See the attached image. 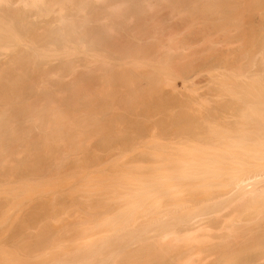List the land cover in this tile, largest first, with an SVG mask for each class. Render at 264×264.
<instances>
[{
    "label": "bare ground",
    "instance_id": "bare-ground-1",
    "mask_svg": "<svg viewBox=\"0 0 264 264\" xmlns=\"http://www.w3.org/2000/svg\"><path fill=\"white\" fill-rule=\"evenodd\" d=\"M246 1H247V4H246ZM242 2H243V0L242 1H240V0H0V60L2 58L1 56L4 57V60L2 59L3 61H0V184L4 183L3 185H5L8 182V181H6L7 179L9 181H13L12 179L10 180L8 178V177L11 178L12 176L14 178L15 175H12L13 173L14 174L16 173V176L18 177V178L16 177L17 179H19V176L17 175V173H20V179H21V177H22L21 173H23V172L29 173L30 172L33 175L36 174V175H34L35 177L33 175L32 176L34 178L38 179V181L32 177L27 180L28 176H26V173H25V177L24 176L23 177L26 178V181L22 180V183L20 182L19 184L21 186L25 185L26 187L27 186L30 187V185H33V186L34 185L35 186L40 185V187H41V185L43 184L42 182H44L45 179H46L45 181H47V179H49V181H50V178L55 176V175L54 176L52 175L53 173L56 174L55 178H52L55 180L56 179L59 180V178H61V177L64 178L67 174H69V176H71V175L76 176V173H78V171L80 173L82 171L83 173H81V174L84 175L85 174L84 172H86V171H83L82 168L85 170V164H86V167H88L87 163L90 162L91 164H89V165L91 167H95L97 165L95 167V168H97V173H99L98 170H100V172H102L101 174L99 173L98 175L96 173L97 176H95V174L93 173L94 178L99 177L98 180H99L100 184L105 185L104 187L96 186L97 189L103 188L102 190H98V192H95L97 190H95L93 192V190H91V188H87L88 190L90 189V191H87L86 187L84 188V186H83L82 188H84V189H83V192H81L83 194L80 193V190H79V192L76 190V194L77 193H80V194H77V196H75V195L72 196L73 199L71 197L69 202L72 203L75 199V202H73V203H75V205L79 206V205H84V202H85V204L87 203L86 204L87 206H84V208L81 206V208H83L85 210H79L81 208L77 209L80 211L79 214H81V211H82V213H86V214H82L83 216L86 215L85 217L87 219V222H86V219L84 218L86 223L81 224V225L78 224V226L79 225L80 226L75 227V226H77V224L75 225L76 222L72 221L70 219L74 223V227H71L72 224L71 225L69 224V226L66 224L67 226L65 229H63V227L61 229H59L57 227V229H59V230H62V229H63V231L65 230L68 235L71 232L72 233L75 232V234L76 233L78 234V237L80 239H82V238H84V239H82V241H79L78 240L79 238H78L77 239L78 241H75V243H74V241L71 240L75 244V245L73 244V246H72L73 248L71 247L72 242L68 248H66L64 246L65 245L64 243H66L68 240H66V242L59 240L62 243H58L55 245V244H53L52 240H54V239L56 240L57 238H54V237H53L54 239L49 238V237H52V235L55 236V234H53L49 229L48 230V231H50L49 233H52V235L50 236V234L46 230V227L48 229V226L45 227V225H47V224H45L44 225L45 228L41 227V228L45 229V231L44 230L41 231V233L38 235L39 237L36 236L38 238V240L40 238L39 244H41V245L45 244L46 245L48 243L47 245H48V247H50L49 242H51L53 245H55L56 248L52 245V247H54L55 249L53 248V251H51L49 249H52V247L48 248L47 245L46 246L44 245L45 247L42 246L41 250L42 249L45 250L48 248L47 251L49 250V252H47V253L45 251L41 252V253H45V254H43V256L40 259L41 253L39 251H36L39 248L37 247V249H36V247H35L36 244H34V242H35V240H37V238L34 237V240H33L34 242H31L34 244V246H32V247H34L33 250L36 249L35 252H37V254H38V252L40 253L39 258L37 256V260L39 259L38 261H40V260L41 261L33 263V264H49V263L50 264H108L107 262H109V259L110 260L114 259L116 256V253L118 254L117 255L118 257H124L126 254L123 255V253H128L126 258H121V259H123V261H124V259H127L128 262L132 261L135 263V260H137L138 258H141V256H140L141 254H144V252L146 255L148 254V251L145 250V247L147 248V246L149 245L151 248H154V246L152 247L150 245V244L154 243L152 245H155L157 248L160 244L162 245V243L166 241L163 238H165L168 234H169L168 238L169 237L171 238L173 236L172 238L174 239L175 237L173 234L178 233L177 235L183 236V234H186V233L190 234V231L194 232V230L196 231L198 229H199L198 232H200V228H202V227L204 228V229L202 228V231H204L206 227H207L206 230L208 231L209 226H207L205 223L208 222V225H209V221L212 218H214V217H211V219H210L209 218L210 215H208V212L211 211L210 212V214H211L212 212H214V211H212V210H214L213 208L215 206L219 207V205H221V206L227 205L229 208H231V206H232V208L228 212H230V214L234 218L233 219L231 215H228L230 218L225 216V214L227 213V206H226V209L224 208L226 211L225 214L223 212L224 215L221 213L222 211L220 212V210H217L218 208L216 207V209H215L216 214L213 213V214H215L214 216H220L219 220L225 221V223H220V224L221 225L223 224V226H224L225 224H227V222L229 223L231 221V220L228 221L229 219H233L234 221L232 220V223L236 224L237 226L239 225V226L237 227L236 225L234 226L233 224H229L232 227L229 226L228 224L225 225V227H226V228L224 227L225 231L223 230L221 232L222 234H219V235L217 234L218 237L222 236V239H223L225 237L224 232L227 231L226 230L227 227L228 228L231 227V228H233L232 232H231V234H233V237H232V235H231V237L233 238L232 240H234V238H236L234 236L236 234H238L236 232L237 228H240V230H241V228L243 229L244 227H246L250 223V221H252L251 225H255L254 223L258 222L259 226L257 225L258 227H255V226L252 227L249 225L253 229L250 228L249 226H247L246 228H244V231H241V233H239L240 235L238 234L239 237L237 235V237H238L237 240L240 239L242 232L245 233V229L246 230L248 229L249 232H250V229L252 231L257 230L256 231L257 233L253 232V236L251 235V237H253V239H251V241L249 240L251 237L248 238L247 236H248V234L250 236V233L252 231L250 233H248L246 231V234L243 233V235L248 239V241L246 239L245 242L241 243V241L245 240L244 238H243V240L241 239L240 242H237V244L240 243L241 245L237 246V244H236L238 249H237V247H235V249H234V247H231L234 245L233 241H231L233 243L231 245L228 244V242L226 243L225 241H223L222 243H224L223 244L224 246H222V243L217 242L221 238L219 237V239H218V237L214 234H213L214 235L213 236L211 234V233H213V231L210 233V231L214 228H211V230L208 231L209 233L207 231H205V232L201 231L202 233L198 234V232L196 231V233L198 235H201V236H202V234H203V236H205V234L207 236L208 235H210L211 237L213 236L212 239L210 236H208L207 240H206L207 236H205V237L202 236L203 238L201 236H199L202 239L198 237V242L201 244V245L199 244L200 247L205 246V244H207V242L211 240L207 245L211 244L209 246H211L210 248H212L211 251L213 253L210 252V248H208V246L206 247V248H208V249H206L208 254L206 251L204 252V250H203V252L201 251V252L197 253L199 248L195 252L198 255H200V253H203L202 255L205 256L204 255V253H205L206 255L213 257L210 254L214 255L215 248H217L215 253L218 250H220V252L222 251V255H226L223 258H220L218 255H220L221 253H219V251H218L217 256H218V259H220V260L216 259L217 258L216 257L214 261L212 260L213 263L216 260L218 262H220V261L222 262V259L224 261L226 259V261H227V262L225 261L226 263L223 261L222 264L223 263H225V264H227V263H229V264H263L264 263L263 262L264 261V167L257 168L258 167V165H257L256 166L257 169H254V170L250 167L252 169V171H251V169H249V166H251V165L248 164V165H246V167L249 169V171H248V170H245L246 167L243 166L244 172H241L242 175L239 173L240 172L239 170H237L239 172H237L235 170L236 175H237V173H239L241 175L240 176L238 174L239 177H238V175H237V177L235 175V179L237 178V180L234 179L235 183L234 182L231 183V180H230V183H231L230 186H227V185H229V183H228L225 185L226 189L224 187L223 188L221 187V186H224V185H222V183L226 178L225 175L228 172L227 171V169H229L228 166L231 165L232 163H234V164L243 163L245 156H247V158H246L247 163H248L249 158H250L249 162H251V163L254 162V164H255V161H252V160H255V159L264 160V16L253 14V12H252V10L257 9L260 6L261 0H244V3H245V5H247L246 6L247 8H244L245 6ZM241 6H243V8L245 10H247L246 14L248 16L247 15L246 16H247V21L249 24L248 29L250 31V33H249L250 37L249 36L247 37L250 40V41L248 40L250 47H249V49H248V47L246 49V51L249 50L248 52H250V54L248 55L249 59H250V61H249V64H250L249 65V72L250 73L247 75V72L245 73L244 72L245 70H243L244 74H243V72H242V74H240V77L244 76V75L248 76V79L250 77V79L247 80L249 82L245 81L246 83H244L241 80L236 79L235 75L237 74L239 77L238 71L241 67H239V69L236 72V70L233 67L236 66V68H237V65L233 66L232 64H235L236 62L238 63V61L233 59V58H235V56L229 57L230 55H227V53H226V51H228V47L230 50H232V48H233V47L230 48V46L236 47L235 43H233V42L232 43L234 45L229 44L230 41L233 39H231V36H229V35H231V33L228 34V32L232 31V29H230L231 27L236 28L235 27L236 25H238V28H236L238 30L237 33L239 32V27H240L239 24L241 25V22L243 20L238 19L236 17L239 16L240 13L242 14L241 10H244V9H242ZM236 8H238L241 12L238 14H235ZM237 12H239V11H237ZM241 17L242 16L240 15L239 18H241ZM41 21L44 25H42ZM239 21H241V22L238 24ZM242 24H243V22H242ZM233 25H235V26H233ZM241 29H244V28L241 27ZM238 35H236V32L232 33V37L238 36ZM219 37H220V39H219ZM223 38L226 39L227 42ZM227 39H229V42ZM222 40L225 41L223 43V46H221V48L222 47L223 48L222 49L219 48L217 50L218 44H220V42H222ZM235 40H237V39H235ZM228 44H229V46H226ZM242 45L243 44H241V46ZM225 46L227 47V49ZM241 49H242V47L240 48V51H239V53H241L240 56H239V53H237L238 58L242 57V55H243V52H241L242 51ZM236 51H237V48H236ZM236 51H235V53H236ZM231 52L234 53L233 50ZM229 53H230V51H228V54ZM235 53H234V55H236ZM225 55H227L228 57ZM243 56H245V54ZM226 58H229V59L232 58L230 60L228 59L229 62L235 60V63L232 62V64H231L233 67L232 66L229 67L228 64L225 65V63L227 61ZM54 59H56L57 61ZM52 60H54L57 63H53L54 65H51L50 63L54 62ZM221 60L224 63H222ZM219 65L228 66L227 70L229 72L227 71L228 72L227 74H229L231 72L230 76L232 75V72H233V70L230 71L231 69H234L236 72V73L233 72L234 77H233V75L231 76L233 78H231L229 76V78H230L229 80L227 77L228 75L226 76L223 73L222 74L225 77L223 78V76H220L222 81L218 80V77H217L218 75L212 76V78L217 77L219 84L215 81L216 80L215 78H214V83H217L223 90H226L228 92H230V90H231L230 93L234 92V94L232 93L233 95L230 94V97H232V101H233V102L229 101V103L231 102L230 103L231 105H229L228 103L225 102L226 104H228L230 106L231 110L229 109V111L232 112V113H230V115L233 114L234 116H229L230 118H228L227 115H224V117H227L228 120L226 118L223 119L224 117L222 118L221 117L222 115L221 116L219 115L220 113L215 112V111H218L217 109H219V111H220V108L215 107L217 105L213 106L212 108L210 107L211 108L210 110L209 109L207 110V108H205L207 111L203 110L204 113L202 111H201L202 114L196 113L197 115L201 114L200 116L198 115V121L199 122H200V119H202V118H203L202 120L206 119L204 121L205 123H203V126H202L201 123L203 121L201 120L200 124H198L199 123L198 121H197L198 123L196 121H193L196 119L191 120L192 118L195 117V116H193L194 114H191V112H192L191 110L189 113L188 109L183 107L184 109L187 110V112H186V110H184V113H181L179 116V117H181V115L183 114L182 118L179 119V117H178L177 120H175L173 122L178 127L175 124H174L175 126L174 125L173 126H174V128L175 127L179 128L178 130L175 128V130L178 131L177 133H179V134H177V136L180 134H188V135L191 134L190 136H188L189 137L188 138L189 145H193L195 147L194 143L196 142L195 144H196V146L198 145V147H197L198 149L196 147L195 148L198 151L194 147H190V149H192V148H193V150L195 149V151L197 153L194 152L196 154H193L192 156L189 155V157L187 156L188 154L193 153V151H189L190 150L188 147L189 145H185L184 142H183L184 147L182 146L183 143L181 142V140L184 139V138H182V137H184L182 135H180L181 137H179V136L176 137L174 135V137L178 138V141L176 140L178 143H182V145H181L182 147H180V148L188 147V148H185V149H188L187 150L188 153H187V151L183 152L184 149H180L179 148L180 145L175 143L176 141L173 142L171 140V142H173L174 145L175 146L177 145V146L175 147L172 145L173 150L167 149V151L168 150L169 151L165 152V154L166 153L167 154H166V156L164 155L165 156L164 157L163 156L164 153H162V152L166 150V147L171 146L169 144H173V143H171V142L169 144L164 143V145H168V146H165V147L163 146L164 149L163 150L161 149L162 151H160V149H159L160 145L158 143H157V145L159 147L157 145H156V148L154 147L156 142H155V144L153 143L154 145L150 144L147 147H146L147 144L145 145L144 143L140 142L141 145L144 144L143 145V146H145L144 148L149 149L148 151L146 149H145V151H143V150L141 151L140 154H142L144 157L142 156V158L140 160H142V159L144 160V159L148 158L147 160H144V161L148 162V165L150 164V162L156 164V165H153L151 163V165H153L152 167H151V165L149 167H147L146 166L147 164H146L145 165L146 168H144L145 167L144 164H142L140 161V163L142 164V167L144 166L143 167L144 169H142V171H144L145 173L133 171L135 169L132 170L130 166L129 167L132 171L128 172L127 170H129V168L128 169L124 168L125 166L126 167H128V166L123 165V160L120 163L121 159H119L120 161H117L118 159L115 160L116 157H114L115 162L117 161L119 166H120V164L122 166H124L123 167L124 170L127 171V172L125 171L126 174L127 173L131 174V172H133V174L135 175V172H136V178H138L140 175L142 176V179H141V176H140V179H141V181H144V182L137 183L138 188L140 187L138 185H142V187H140L139 189H136L135 183L133 180V179H135L134 175H132V176H134L133 179L130 178V176H131L130 174H128L130 176H125L124 172H122V170L119 169L122 166L118 167L117 163H115L113 161V157H112V160H111V158L109 160V157H108V161L105 160V158H107L106 156L110 153V151L114 152L112 150H109V147L113 146L112 143L114 142V140L115 141L117 140V142H118V141H121V140H118V138H123V140H124V138H125V140L127 138H129L128 140H126V141H129L130 138H132V141L137 143L136 141H138L140 138H138V140L136 138L138 136H141L143 134V132L145 131V130H142V127L144 126L145 123L144 124L142 123L143 126H141V123L139 124V123H137L138 121L135 122V120L133 121L132 119H131L132 122H135L134 124L136 125V128H135L136 130H133V131L131 130L129 132V130L126 131V128L125 129L122 128L121 124H119L120 126H118V123L125 122V121H123L124 118L122 117V114L124 113L123 111L126 110V108H127V112L125 111V115L127 113L128 117L131 116V118H132L133 115H131V114H133L132 113L133 109L137 108L136 107L137 103L141 102L140 103V105H141L142 102H144V104L141 105V106H144L146 101H148V102L152 101L153 102V100L158 99V101L155 100L157 102L155 104H158V103H160V104L164 103L165 104L166 99H163V95L161 96L159 94V92H161L160 90H164L165 88L167 89V87H170L171 91L174 90L173 93L175 95H171L172 97L170 95L166 96V98L168 96H170L172 102H174L173 100H175L176 98L179 101L183 99V98L179 99V97H176L179 94H181V92L180 93L178 92L180 90L182 91V89H180L181 85L184 89V93H185V90H189L188 93L193 91V93L191 92V94H194V97H193V95H191L192 98L191 97L190 98L195 99V98H197L196 94H198V93H196V89H195L196 87H193V85H192L191 87L193 89L188 88L190 85V84L188 85L187 84L188 82L186 81V77L188 75L183 77V76H181L182 73L184 75L186 73H188L189 69H190L189 67H191V66L194 69H196L195 71H199L202 68L207 70L208 68H211V67L212 68L214 67L213 69L215 70L216 69L215 66L219 67ZM239 66H241V65H239ZM206 67H208V68H206ZM223 67L221 69L218 68V70H223ZM225 68L226 67H224V70H225ZM229 68H231V69L229 70ZM242 68H244V67L242 66ZM191 69H190V71H194V69L193 70H191ZM211 69H209V71ZM213 69H212V71H213ZM195 71H194V73H195ZM216 71H217V69H216ZM214 73H215V71H214ZM224 73H226V72H224ZM69 74L73 75V76L71 78H69L70 77ZM218 74H221V73L219 72ZM175 75H177L178 77L181 76L183 79L185 78L184 79L185 80L184 83L186 82L185 85L183 83L180 85V87H178L177 86L178 82L175 81V80H177V78H176L177 76H175ZM174 78H176V79L174 80ZM188 78H189V76L187 77V79ZM241 78H244V77H241ZM241 78H239V79H241ZM179 79L177 81H179ZM244 79H247V78H244ZM163 82L165 83L166 87H165ZM173 82H175V83L173 84ZM181 82H183V81H181ZM209 82H210V86H211V81L209 80ZM161 83H163V84H161ZM168 84H171V85L167 86ZM244 84L247 85L249 90L247 89V87ZM235 87H236V90H237V87L239 90V91L237 90L238 92H236V93L234 91ZM160 88H163V89H160ZM176 88L178 89V91ZM242 88L247 89L246 91L248 93L245 92L244 89H242ZM194 89H195V91H194ZM168 90L169 89L166 90V94L169 92ZM171 91L169 92V94L172 93ZM164 92H165V90H164ZM164 92L162 91L161 93H164ZM175 92H178L179 94L176 95ZM238 93H239V95H238ZM166 94L164 93V95H166ZM183 95H182V97H183ZM185 95H187V93ZM235 95H236V98L237 97H238V99L240 98L239 99L240 102H239V100H237V101L233 100L235 98ZM156 96H157V98H155V99L152 98V97H156ZM179 96L181 97V95H179ZM170 97L167 98V100L170 99ZM202 97L203 96L201 95V98ZM151 98H152V100H150ZM189 99L187 98V103H185L186 101L184 100L185 106L188 104ZM197 100L198 101H196V102H201V103H203V105L205 103H207L205 100L201 101L200 98ZM234 101H236L237 103L239 102V104L237 105V103H235ZM152 102H151V104L153 105ZM169 102H168V105H169ZM189 102H190V100H189ZM191 102H193V101H191ZM233 103H235L234 104L235 106L233 105ZM160 104L158 106V108L159 107L160 108L157 110H161V107H164V104H163V106L162 105L160 106ZM129 105H131V106H129ZM132 105L133 106L135 105V107H133ZM137 105H139V104H137ZM165 105H166L165 106V108H166L167 104H165ZM194 105H196V104H194ZM200 105H198V106H200ZM208 105H210V104H208ZM236 105H237V107H236ZM120 106L122 107V110H123V111H121L123 113L122 114L120 113L121 118L119 115H117V113H115V112H118V110L115 108L117 107L120 109ZM141 106H140V108H141ZM145 106H147V105H145ZM204 106H206V105H204ZM204 106H202V109ZM130 107H132L133 109ZM150 107H148V108L150 109ZM156 107H157V105H156ZM156 107H154L153 109L156 110ZM181 107H182V105H181ZM186 107H188V106H186ZM190 107H188V108H190ZM214 107H215V109H214ZM231 107L232 108L236 107L235 108L236 110L232 109ZM112 108L114 109L115 112L114 111L112 112V110H113ZM143 108H144L143 110L145 113L149 112V114H150V112H151L152 115H153V113L155 114V112H152V111H154V110H152V108H151L152 111H147L148 110L147 108H146L147 110H145V107H143ZM168 108H169V106H168ZM172 108H175V107H172ZM177 108L179 109V107H177ZM227 108H229L227 105L224 106V109H227ZM135 109H134V111H135ZM171 109H169V110H171ZM212 109H214V110H212ZM120 110H119V112H120ZM232 110H235V111L233 112ZM129 111H130V114L128 113ZM141 111H140V113H141ZM178 111H180V110H178ZM144 112H143V115L147 116V114H144ZM157 112H159V111H157ZM196 112H198V111H196ZM136 113H138V115L140 114L139 112H136ZM136 113H134L135 117L137 116ZM166 113H167V111H166ZM193 113H195V112H193ZM228 113L229 112H227V114ZM115 114L117 116H119L120 119H123V120H120V122H118L117 124L114 122L117 120L119 121V119L115 118L116 117ZM168 114H170V113H168ZM168 114H166V115H168ZM173 114H174V112H173ZM187 114L192 116L191 119H190V116L187 117ZM215 114L219 115V116H217L218 117L217 119H216ZM224 114H226V113H224ZM113 115H115V116H113ZM140 115H142V113ZM175 115H177V114H175ZM184 115H186V116L184 117ZM123 116H124V114H123ZM112 117H114L117 120H115V119L113 120ZM149 117L150 116H148V118ZM154 117H155V115H154ZM169 117H172V112H171L170 116H167V120H165V122L170 119ZM137 118H136V120H138ZM151 118H152V116H151ZM214 118H215V120H214ZM231 118L234 119L233 123H232L233 126L228 124V122L229 123L232 122V121L230 122ZM127 119L128 118L126 117V120ZM143 119H141V120L143 121ZM162 119H164V118H162ZM173 119H176V118L174 117ZM209 119L210 120L212 119L213 121L212 120L207 121ZM221 119L223 121L226 120L227 124L222 123ZM151 120L152 119H150V121ZM217 120H219V121H217ZM128 121L130 122V119H128ZM161 121L163 122V120H161ZM216 121L220 124L214 125V123H216ZM169 122H170V120L167 123H169ZM208 122H210L211 125L213 124V126H215V127H212L210 125V123H208ZM212 122H214V123H212ZM146 123H148V122H146ZM153 123H155V122H153ZM127 124H129V123H127ZM137 124L139 126H137ZM156 124H158V123H156ZM156 124L155 125L152 124V125L156 126ZM162 124L164 125V123H161V126H162ZM170 124H172V123H170ZM170 124H168V126H170ZM114 125H117L116 127H118V128L115 129L116 127H114ZM152 125H150V126L153 127ZM207 125H209V126L207 127ZM220 125H222L224 127H220ZM225 125L226 126L228 125V127H226ZM150 126L148 128H150ZM165 126L166 125H164V128H165ZM229 126L233 127V129H231ZM119 127H120V129H119ZM131 127L134 128L135 126H131ZM157 127H158V125H157ZM121 128L123 131H121ZM221 128L224 130L225 129H227V130L222 132ZM228 129H231V130H228ZM173 130H171V131L173 132ZM162 131H164L163 128H162ZM227 131L230 134L232 133L231 135L234 134L236 144H234L233 147L235 146L234 149H236V151L231 150L230 148H232V147L229 148V145L231 144L230 146H232L233 143L228 144V140L226 139V137H225L226 140L222 139V138H224L223 133H225L227 135V137L229 136L228 139L230 140L231 136L228 135ZM153 132L156 133V131H153ZM153 132H151V133H153ZM167 132L168 131L163 132V133L166 134ZM163 133H161V134L159 133V134L162 135ZM165 134H164V136H165ZM148 135L150 137V134H148ZM171 135L169 136L170 138H171ZM193 135H196V136L194 137ZM93 136L94 137L96 136L97 138H99L98 140H99L100 144L96 143V147L98 146V150L100 147V152L102 149L109 150L108 151L109 153L107 152L108 154L106 156L105 155H103L104 157L102 156L104 158L103 159L104 162L102 161L103 164H101V162H100L101 161L100 156H99L100 158L98 161V159L97 160L95 159V157L98 158V156L91 154V157L95 156V157H92L91 159H95L97 161L95 165H94L93 160L85 159V156H87V155H85V153L87 154L88 151L85 152L83 149H84V147L87 149L89 148L88 146H86L87 145L86 142H88L89 140L88 141H86V140L89 138L92 139ZM142 136H141V138H145ZM166 136L168 138V135H166ZM87 137H89V138H87ZM94 137H93V139H94ZM133 137H135V138H133ZM174 137L172 136V139ZM185 137L186 138L184 139V141L185 140L187 141V136H185ZM191 137H193L195 139L197 137L198 140L201 139L199 137H203V139H205V141L202 139L203 142L201 143V141H199L200 142L199 143V142H197L198 140L196 141L195 139H193ZM205 137H210L211 138L210 141L208 138V140L206 142ZM134 139H136V141H134ZM169 139H168V141H169ZM221 139H222V141L225 140V144L227 143L226 145L228 146V148L230 150V151H228V148H226L228 152L231 153V151H234V154L232 153L233 155H231V157L234 156V157H232V159L233 158L236 159L234 162L231 163V160L228 159V156H230V154H228V156H226V154H227L226 151H224L225 155L223 154L224 152H222V155L220 154L221 150L219 149V147H222V148H223V146L226 147V145H222V144H224V142H222ZM95 140H96L95 142H98L97 139H95ZM123 140L121 142L122 144H117V145L122 146V145L128 144V143H126V141L124 144ZM192 141H194L193 144L190 143ZM211 141H213V142H211ZM210 142L214 146L218 147V149L220 150V151L217 150L219 152V154L218 153L212 154V152H213L212 150H210L209 152L206 151V153L203 151V150H206L205 148L208 149V148H210V146L211 147L213 146V145H210ZM115 143H113L114 146H115ZM207 143L210 146L202 148L203 147L202 145H204V146L208 145ZM88 144H89V146L92 145V143H91V145H90V143H88ZM129 144H130L129 146H131L132 142ZM140 144H138V146ZM186 144H188V143L186 142ZM199 144L202 147H199ZM152 145H153V147H151ZM220 145H222V146H220ZM133 146L135 147V145H133ZM161 146H162V143H161ZM149 147H151V148H149ZM137 148L138 147L136 146V150L138 151ZM144 148H142V149H144ZM153 148H155V150L159 149V150H156L157 154L155 152H154V154H152ZM174 148H177V149L179 148V149L176 150ZM139 149H141V148L139 147ZM150 149H151V153H149ZM210 149H212V148H210ZM79 150H80V152H79ZM81 150L84 151V154H81L82 153ZM132 150H135V148H133ZM155 150H153V151H155ZM179 150L182 152H180ZM53 151L57 152V155L55 153H53ZM77 151L81 155H83V156L85 155L84 161H82L83 156H81L82 160L80 158L81 162H79L80 163L79 168H81V166H83L80 169L81 171L79 169H77L78 165L73 160V159L79 160L78 155L75 154V152L78 154ZM158 151H160V152H158ZM177 151L180 153L179 157L177 156L178 154H176ZM214 151H216V149H214ZM96 152H97V150H96ZM105 152H103V150H102V153L105 154ZM173 152H175V153H173ZM51 153L55 154L56 156L52 155ZM144 153L146 155L148 153L151 154L152 155L151 157H153L155 155H158V156H156L157 159L154 157V160H150L149 159V158H151L150 155H147L145 158ZM161 153H162V155H160ZM182 153H184V154H182ZM185 153L187 155H185ZM49 154L51 157H47ZM72 154H75L76 157H78V158H76L75 155H72ZM97 154L99 155V153H97ZM111 154L113 155L114 153H111ZM111 154H109V156ZM70 155H72L71 156V157H73L72 159H70L71 158ZM183 155H185L187 158ZM68 157L71 161H73L72 163L70 162V165L71 164L77 165V167L76 166L73 167L74 170H76V169L78 170V171L76 170L77 172H75V171L73 172V170H72L73 168H70V170H71V172H70L69 168H68V167H70L69 165L66 168V165L68 164V162H66L67 164H65V161H68L67 160ZM87 157L90 158L89 153H88ZM140 157H141V155H140ZM181 157H182V159H181ZM251 157L253 158L252 160H251ZM227 159L230 161H228ZM78 160H76V162H78ZM148 160H150V161H148ZM155 160H156V162H155ZM157 160H158V163H157ZM105 161H106V163H105ZM109 161H111L110 164H113V162H114V167L109 166L111 171L113 168H115L113 171L118 170V171H115V173L117 172V174H118V172H119V174H120V170H121V172H122V174H120L121 178L119 177V179L121 181L119 179L116 180V177H118V176H116V174L114 172L110 173L111 172L110 171V172H108V174H107V172L106 173L104 172V171H106V168H104V167H107V170L109 169V167H108ZM82 162H83V164H81ZM92 162H93L94 166H92ZM257 162H256V164H257ZM97 163L99 165L101 164L100 166H102V165L103 166L102 167L99 166V169H98ZM124 163H125V161H124ZM127 163H129V162H126V164ZM140 163L138 162V165H140ZM245 163H243V165H245ZM104 164H105V166H104ZM132 164L134 165L135 162L134 163L132 162ZM254 164H252V165H254ZM115 165L118 168H116ZM237 165H239V164H237ZM64 166L69 171V172H66V175L64 174L66 169H65V171L64 170L62 171V168ZM90 166H89V168H90ZM111 166H113V165H111ZM139 167H141V165ZM232 167L234 168L236 166H233V164H232ZM232 167H230V168L232 169ZM238 167H241V165ZM243 167H241V168H243ZM241 168H238V169H241ZM253 168H255V167H253ZM245 171H248V172L245 173ZM60 172H62L61 174L63 176L60 175ZM87 172H88V170H87ZM231 172L233 173V170ZM72 173H74V174H72ZM140 173H142V174H140ZM138 174H140V175L138 176ZM229 174H231V173H229ZM23 175H24V173H23ZM29 175H31V174H29ZM37 175L38 176L41 175L43 180L42 179L40 180L41 177L39 176V178H38ZM44 175H49V176H47L48 178L45 176L46 178L44 179L43 178ZM232 175H234V174H232ZM69 176H67L68 177V179L66 178L67 180L66 179H64V180L68 181L69 178L71 180H72V178H74L72 176H71L72 178ZM78 176H81V175H77V177ZM124 176H125V180L123 179ZM224 176H225V178L223 180ZM91 177L93 178L92 175H91ZM94 178H93V180H94ZM80 179H81V177H80ZM89 179H90V177L88 178V180ZM126 179H128V180L131 179V181L130 180L128 181ZM140 179H138V180L136 179V182L137 181L140 182L139 181ZM213 179H215V180L220 179L223 181L218 180L220 182L219 183L218 181H213ZM73 180L75 181L74 183H76L77 179L76 180L73 179ZM84 180H87V179L85 178ZM123 180H124V183H123ZM51 181H53V180H51ZM60 181H62V180H60ZM126 181H127V183H125ZM48 182H46V183H48ZM62 182L59 184H62ZM84 182H86V181H84ZM128 182H130V183H128ZM225 182L226 181H224L223 184H225ZM70 183H71V181H70ZM72 183H73V181H72ZM78 183H79V180H78ZM90 183L91 184L95 183L98 185V182H93V183L90 182ZM49 184L50 183H48V185ZM83 184L85 185V183H83ZM95 184H94V186H95ZM10 185H14V183L13 184L9 183V184L5 185L6 186V187L4 186L5 188L2 187V188H4V191L0 187V192L1 193H2V191L4 192L3 196L5 197V199L8 200V205H10L9 203H11V201H13V202L16 201L15 200L16 198L18 200H22L21 198L23 197V193L26 192L25 196H27V195H30L29 193L27 194V192L32 193L33 191L38 190L37 189L38 187L35 188V186L34 187L32 186L33 188L31 187L32 189H34L33 191L31 190V188L29 190V187L28 188L23 187V189H21L22 187L20 185L17 188L19 190H14V189H12L13 187L9 188ZM55 185H56L55 187H57V184H55ZM106 185L107 186L112 185V187H113V185H116V186L119 185V187H121V185H124V187L122 186V188H125V185H128V187L126 186L127 188L125 190H122V188H121V192H120L119 187H115V189L118 188V191H116L117 189L115 190L114 187L109 188V187H106ZM145 185H148V186H145ZM151 185L152 186L155 185V188L156 189L159 188L158 189L159 191L161 189L160 192L158 191V193H160V195H158L156 193L157 191L155 192L156 189L152 190L153 188H151ZM156 185H160V187H157ZM162 185H164L165 187L162 188ZM166 185L169 187H166ZM130 186H132L134 188H132ZM49 187H51V186H49ZM55 187L53 186V188H55ZM98 187H100V188H98ZM227 187H229V188H227ZM44 188L45 187H43V189ZM61 188H62V186H61ZM106 188L108 190H111V191L114 190L117 193L111 195L114 191L107 193L108 190ZM15 189H16V187H15ZM26 189H28L29 191H26ZM48 189H50V188H48ZM51 189H52V187H51ZM55 189H57V188H55ZM62 189H64V188H62ZM41 191L42 190H40L39 193ZM45 191H47V189ZM68 191H69V189L61 192L63 197H65L64 192L68 193ZM99 191H101V192H99ZM168 191H169V193H171L170 196L174 195L175 198L170 199V197H169L168 199H170V200H167L170 202L169 204L172 205V207L170 208L171 209L170 210L171 216L168 215V213H169L168 211H169L170 206L168 208L166 207V209L164 208L165 210L168 209V211H166L168 213H165V210L161 211V212H164L163 215L161 216V217L164 216V220H162V221H165V220L167 221V219L169 220V221L163 223L161 221V219H163V218H160V216L156 217L158 212H160V210L157 211V214L155 215L156 212H154V210H156L157 207H155L156 209H154V206L156 205V204L154 205V203H157L160 199H162L161 197H163V195H166V192L168 194ZM185 192L187 193L186 198L189 197L188 199L183 197V196H185ZM37 193H38V191H37ZM70 193H72V192H70ZM74 193H75V191H74ZM106 193L108 195L110 194L113 197L107 196ZM199 193L202 194V196ZM69 194H67V195H69ZM103 194H105L106 196ZM195 194H198L199 197H198V195H195ZM1 195L2 194H0V196ZM125 195H131L129 197L135 196L136 198H138L139 199L138 204L142 203V205L139 204V205H141V207H139V208L137 207V208L140 209L143 207V209H145L146 212L143 211V212L139 213V210H135L136 206H137L136 204L134 206H131L132 208L129 209V206H127V203L129 204V201H130V203L133 202V199L131 198L132 200H130V198L128 196H125ZM3 196H1V197H3ZM39 196H40V194H39ZM59 196H61V195H57L56 197L55 196L54 197L59 198L57 200L62 199V197H59ZM158 196H160V198ZM18 197H21V198H18ZM156 197H158V198H156ZM167 197H166V199H167ZM49 198L51 199L52 197H49ZM55 198H53L51 200L54 201V200H56ZM230 199L232 200L231 206H229L230 204L228 205V202ZM1 200H2V198H1ZM7 200H4V202H5V204L3 203L4 205H0V206H2V209L0 208V210L3 211V208H5L4 211L6 210V208L9 209L8 208L9 206L6 205ZM43 200L44 199H42V201ZM47 200H49V199L47 198ZM47 200L45 199L44 201H47ZM51 200L46 202L47 203L46 206H48L47 209H49V207L50 208L52 207V206H50V205H52V203H49V202H51ZM93 200H94V202H92ZM127 200H129V201H127ZM134 200H135V198H134ZM172 200H173V202H172ZM234 200L237 202V204ZM66 201L63 202V204H66ZM153 201H154V203H153ZM160 201H162V200H160ZM242 201H243V203H242ZM19 202L20 201H18V203ZM58 202H57V204H58ZM246 202H247L248 206L244 204ZM59 203H61V202H59ZM198 203H200V204L202 203V204H204V206L206 204H209V203L212 204L213 203L214 207L211 204H210V206H212L213 208L209 207V205L208 206L206 205L207 207L206 206L203 207V206H201L202 204L200 205ZM54 204H56V202ZM193 204L197 209L200 208V207H197L198 205L203 207V208L191 211V210H193V209H191L192 208L191 207L189 209L190 210L189 211L188 208L190 206H193ZM5 205L8 207H3ZM40 205H43V207H44L45 203L40 202L38 206H40ZM66 205H68L67 209H69V206H71V205L74 206V204H68V203ZM152 205H154V206H152ZM163 205H165V204H163ZM166 205L168 206V203ZM242 205H244V206H242ZM38 206H36V208L39 209L40 207H38ZM58 206L61 207L59 204H58ZM58 206L56 205V207H58ZM236 206L241 208V209H242V207H245V208L248 207V209H244V210L242 209L241 212L237 211V215H235L236 211L234 213V209L237 208ZM43 207H42V209H43ZM54 207H52V209H50L51 213L54 209L57 210V208L56 207L54 208ZM63 207H65V208H63ZM185 207H187V208H185ZM61 208L62 209H60V210L61 211L63 210L62 212H65V211L67 212V210H64V209H66L65 205H63ZM87 208L90 210H88ZM224 209H223V211H224ZM35 210L37 211V209H35ZM50 210H47L44 213L46 214ZM58 210H59V208H58ZM131 210H135V211H131ZM231 210H233V211H231ZM236 210H238V208ZM247 210L249 213L247 212ZM38 211H39V213L36 212V214H34L35 212L33 213L32 211H31V213H29L30 215H33V218H32V216L30 217V215L28 214L29 217L33 219L34 223L37 220L36 219L37 217H41L44 214L42 211H41L42 213L40 212V209ZM110 211H112V214H113L112 218H110V216L108 214V212H110ZM199 211H201V212H199ZM218 211L220 212L221 215L217 214ZM98 212L101 213L100 214L101 217L99 216ZM103 212H107V214L103 213ZM153 212L155 215L154 217H153ZM161 212H160V214H161ZM195 212H199L200 214L195 213ZM245 212H247V214H250V216L247 215ZM87 213L89 214V216L91 215L90 219H88L89 216H87ZM138 213L143 215V217H146V213H148V215H152V218L151 219L149 218L150 224L154 222V218H155V220L160 219L159 221H161V223H163L162 224V231H161V228H160V231L163 232V229L166 230V231H164L165 234L163 233L164 235L167 234L165 237H163L164 235L163 236L160 235L161 233L158 232L159 228H157V227H161V226H159V225H161L159 221H157L156 222L157 224H154V226L151 227L152 230L153 229L155 231L157 230L156 232H154L155 234L157 232L159 233L156 235V237L159 240L154 238V240L159 242V243L153 242L154 240H151L150 237L148 239H147V237L144 238L143 239L144 241L141 240L142 241L141 242L140 241L141 238L139 236H137V237L140 238V239H138L140 242H137L138 241L137 239H136V242H135V240H133L134 242L130 240V239H133L134 237L129 238V241H131V243L128 241V235H129V237H131V234H130L131 233V230H130L131 227L128 229L130 231L126 230V228L130 224L135 222L133 217L137 216V218H138L141 216V215L139 216ZM192 213H194V214L191 215ZM204 213L205 214L207 213L206 215H208L209 220L208 219L204 220L205 217L207 218V216H205ZM238 213H239V215H238ZM242 213H244V214L241 215ZM2 214H0V215H2ZM38 214H40L41 216H39ZM74 214L77 215V213H74ZM102 214H106V216L108 215V217L102 216ZM135 214H137V215H135ZM201 214H202V216H201ZM35 215H37V216H35ZM49 215H52V217H53L54 214L49 213ZM167 215L169 216L168 218L166 217ZM244 215L248 216L247 217L248 219ZM222 216L223 217L225 216L226 218L221 219ZM234 216H236V219ZM238 216L241 217V218H239V220L241 219L240 222L241 221L247 222L246 223L247 225H244L245 223H243V224L241 223V226H240L239 220H238V222H236ZM243 216H244V218H243ZM29 217H27V218H29ZM47 217H45V218H47ZM143 217L141 218V220L143 219ZM165 217L167 219H165ZM49 218L50 217H48L47 219H49ZM92 218H94V219H92ZM156 218H158V219H156ZM242 218L245 221H243ZM249 218L252 220H249ZM138 219L140 220V218H138ZM25 220H28V221H26L27 223L29 222V219L25 218ZM144 220L140 221L141 223H139V221H138L137 223L139 225L137 223L132 224V225L135 227L137 226V228H139L138 226H141L142 224H144L143 223V222H145ZM253 220H256V222L255 221L253 222ZM82 221L83 220H81V222ZM130 221H132V222L129 223ZM212 221H210V223H212ZM216 221L215 220L213 221L216 223L215 228L220 227L221 229H223L222 228L223 226H221V225L218 226L220 221L219 222L218 221L216 222ZM26 222H24V223L27 224ZM81 222H79V223H81ZM149 222L146 221L145 225L140 227L141 228L140 230L142 232L145 230H149L150 224H147ZM234 222H236V223H234ZM158 223H159V225H158ZM25 224H23L22 226H24ZM21 225H20V227H21ZM28 225H32V224L29 223V224H27V226L25 225V227H23V229L20 227H19L20 229L18 227L17 228L19 229V231H22V230L24 231V229H28V227L30 228V226H28ZM151 225H153V224H151ZM154 227H156L157 229H155ZM132 228H131L132 231L137 230V228H134V227H132ZM220 228H218L219 229L218 232L221 231ZM231 228H229V231ZM234 228H236V229H234ZM94 230L95 231H99V230L107 231V233L105 232L107 234V236H105V237L102 236L103 234H105V233H103L102 235H99V237H100V238H98L99 240H97V238L95 241H93L92 238L89 240L85 239V238H90L88 236L86 237V235H90L91 232H94ZM152 230L150 229V231H152ZM23 231H22V233H23ZM53 231H55V230H53ZM118 231H120V232H118ZM122 231H125V232L122 233ZM229 231H227V234L225 233L226 236L227 235L230 236ZM59 232L61 233V231H59ZM126 232H128V233L130 232V233L127 235ZM142 232L139 233V229H138L136 233L134 232V234L141 236ZM145 232H147V231H145ZM118 233H119V235H121V233L122 234L125 233L127 235V237H126L127 239L124 238L126 240H124V239L118 240L116 238V237H119ZM19 234H21V233H19ZM56 234H57V232H56ZM134 234L132 232V236H135ZM170 234H172V235H170ZM197 234H195V235H197ZM177 235H175V236L177 237ZM223 235H224V237H223ZM243 235H242V237H244ZM16 236L17 235H15V237ZM58 236H61V235L59 234ZM187 236L189 237L188 234H187ZM187 236H185L183 238L182 237L180 238V236H179V238L181 240H183V242H181L180 246H179V243L175 244L172 241L173 239L169 240L168 238H165V239H168L169 241H171L170 243H169V241H167V243H169L170 247L172 248L171 250H173L174 252H177V253H174L173 251L170 250L171 252L170 251L169 252L171 254H178L177 250H179V253H180L181 252L180 250H182V249L183 250L185 249V251H186L185 252L182 250V252L187 253L184 255V257H182L184 253H181V255L180 254L178 255V257L181 256V258H184V260L183 259L181 260L180 257L179 258L177 257L178 258L177 259L176 257H174L175 255L173 256L170 254L172 260L169 259L170 258V256H169L168 259H166V262L168 260L167 264H170V262L172 263V261L174 259L175 260L180 259L178 261L179 264L181 261H184V262H181L182 264H184L187 261L186 259H188L187 258V255H188L187 249H189V248H190L189 251L191 252L193 257L196 259L195 254H193V252H194L193 250L196 248V247H194V246H196V244H197V247H199L198 243H196V239H197L196 237L197 236H194L196 239L189 237V239L195 240V241L191 240L192 242L196 243V244L192 243L193 246L190 245L191 244L190 241L186 240L187 243H184L185 238L188 239ZM190 236L192 237L193 233ZM70 237H71V235H70ZM124 237H125V235H124ZM159 237H161V238H159ZM69 238H67V239H69ZM135 238H136V236H135ZM179 238L177 237V238H175V240L177 239V242H178ZM227 238H228V236L226 238H224L223 240H226ZM160 239L161 240L163 239V241H161L162 243H160ZM199 239H201V240L199 241ZM213 239L217 240V241L215 240L216 243L213 242L214 241ZM222 239L220 240V242L222 241ZM229 239H227V240L229 241ZM55 240H54V242H55ZM62 240H64V239H62ZM150 240H151L150 244H148L149 242H146V244H148V245L145 246L146 245L145 241H150ZM59 241H57V242H59ZM172 242L174 243V245L172 244V246H171ZM234 242L236 243V240ZM42 243H44V244H42ZM135 243H137V245H138V243L143 244V245L145 244L144 249L138 245L139 248H137V249L138 250L140 248L142 249V250L140 249V251H141V252L139 251L140 253L136 249L137 246L133 247V246H135L134 245ZM182 243H184L185 245L189 244L190 247L187 248L189 245L187 247L184 245L185 247L181 248V246H183ZM217 243H219L220 245H217ZM225 243H226V245H225ZM61 244H63V245H61ZM102 244L103 245L105 244L106 245L105 247H112V248L117 247V251H114V250H116V248L115 249L114 248L109 249V250L107 248V249H105L107 252H105L104 250H100L101 249L100 245L102 246ZM132 244H133V246H132ZM169 244H167V246H169ZM202 244H204V245H202ZM29 245L27 243V246H26L27 248L24 246L26 248V250L32 249L31 245L30 246ZM143 245H141V246H143ZM213 245H215V248ZM36 246H38V245H36ZM129 246H132L134 249H136L137 254L135 253V251H132V254H136L135 256H140V257H136L137 259L133 258L135 256H133L131 254V252H128L130 250V248H132V247L127 248ZM167 246L165 245L164 247H162L164 249H162L160 247L161 251H164L165 249L169 250L170 247L168 248ZM218 246H222L223 248L220 247V249H218L219 248ZM225 246H227V247H225ZM228 246H230V248ZM103 247L104 246H102V249H104ZM191 247H194V249ZM177 248H180V249H177ZM204 248L205 247H203V249ZM213 248H214V250H213ZM221 248H222V250H221ZM227 248L229 251L230 250L233 251L232 249H234V251L229 252L228 250H225ZM134 249H132V250H134ZM158 250H159V248H157V250H154V251H157L156 253H158L157 258H156V255H154L152 252L149 251L150 257L153 254L152 257L155 258L152 262L156 261L160 257ZM142 251H144V252H142ZM199 251H200V249H199ZM190 252H189V254H190ZM228 252H229V254L227 255ZM30 253H32V252H30ZM30 253L28 252V255H30ZM164 253L166 255H168L166 250L164 251ZM164 253L161 252V254H160L161 258H159L160 260L165 259L164 257H166V256L162 255ZM32 254H35V253L33 252ZM119 254H120V256H119ZM130 254L132 257H130ZM145 254L142 255L143 257L141 259H144ZM20 255H18V256H20ZM162 256L164 259L162 258ZM191 256L188 255L189 258H191ZM228 256H229V258H228ZM118 257H116L115 262H117ZM128 257L130 258V260L128 259ZM150 257H147V259ZM211 257H209V258H211ZM20 258L21 257H17V254L16 255H14V254L9 255V253L6 254V252L4 253V251H2V252L0 251V264H28L27 261L30 260V259L25 260V258L24 259H22V258L20 259ZM31 258L34 259L35 257L34 258L31 257ZM132 258H133V260H131ZM198 258L202 259L201 261L199 260L200 264L204 263L203 261L207 262L206 259L208 260V258H206V259L200 258V257H198ZM213 258H211V259H213ZM141 259L140 260L138 259V262L141 261ZM192 259L193 258H191V260ZM195 259H193L192 261L194 262V261L198 260V259H196V260ZM35 260H36V258H35ZM150 260H151V258H150ZM177 260L173 261L172 264H176ZM191 260H189V261L191 262ZM157 261H159V260H157ZM157 261H156L157 264L161 262V261H159V262H157ZM121 262H122V260H121ZM152 262L151 263L148 262V263L152 264ZM136 263H137V261H136ZM148 263H146V264H148ZM161 263H163V262H161ZM196 263H197V261H196ZM211 263L212 262L210 260L209 264H211ZM29 264H31V263H29ZM139 264H143V263H139ZM164 264H165V262H164Z\"/></svg>",
    "mask_w": 264,
    "mask_h": 264
},
{
    "label": "rangeland",
    "instance_id": "rangeland-1",
    "mask_svg": "<svg viewBox=\"0 0 264 264\" xmlns=\"http://www.w3.org/2000/svg\"><path fill=\"white\" fill-rule=\"evenodd\" d=\"M240 1H242V0H240ZM263 1H264V0H261L260 6H259L257 9L252 10L253 14H257V15H262V16H264V2H263ZM242 3H243L244 6H245L244 8H247V7H246L247 5H245L244 0H243ZM240 4H241V3H240ZM246 4H247V1H246ZM241 7H242V9H244L243 6H241ZM239 8H240V7H239ZM237 11H239V12H237ZM241 11H242V14H243V15L240 13ZM241 11H240L238 8H236V12H235V14L240 13V15L242 16L241 18H239V16H240V15H239V16H237L236 18H238V19H242V20H243V21L241 20V21L243 22V24H242L241 21L238 22V24L241 22V25L239 24V26H240V27H239V32L237 33L238 30L236 29V28H238V25H236V26L233 25V26H235L236 28H233V27L230 28V27H229L230 29H232V31L228 32V34L231 33V35H229V36H231V39H233V40L230 39L231 41H230L229 44H230V45H234L233 43H235V45H236V47H235V46H230V48H231V47H233V48L235 47L234 49L232 48V50H233L234 53H235L236 48H237V51H236V53H235L237 56L234 55V53L231 52L232 50H230L229 47H228V51H230V53L228 54V51H226L227 55H230L229 57H232V56L234 57V56H235V58H233V59H235L236 61H238V63H237V62L235 63V60L229 62V60L232 59V58H230V59H229V58H226L227 61H226L225 65L228 64L229 67L232 66V65H233V66H234V65H237V68H236V66H234V67L232 66V67L236 70V72H237V70L239 69V67L242 68V66H243L244 68H242V69L240 68L239 71H238V72H239V77H238L237 74L235 75V77H236V79L241 80V81H243L244 83H246V82H249V81H247V80H249L250 77H249V79H248V76H246V75L241 76V77L247 78V79H244V78H241V77H240V74H242L243 70H245V71H244L245 73L247 72V75L250 73V72H249V65H250V64H249V61H250V59H249V56H248V55L250 54V52H248L249 50L246 51L247 47H248V49H249V47H250L249 42H248L249 39L247 38L248 36L250 37V34H249L250 31H249V29H248L249 24H248V21H247V16H248V15L246 14V13H247V10L244 9V10H241ZM246 15H247V16H246ZM245 16H246V17H245ZM238 19H237V20H238ZM237 20H236V21H237ZM41 23H42V21H41ZM42 25H44V24L42 23ZM247 25H248V26H247ZM231 26H232V25H231ZM241 27L244 28V29H241ZM233 29H234V30H233ZM234 32H236V35L239 34L238 36H233V37H234L235 39H237V40H235V39L232 37V33H234ZM240 34H241V35H240ZM234 35H235V34H234ZM219 39H220V37H219ZM221 39H222V38H221ZM223 39H224V38H223ZM224 40L226 41V39H224ZM224 40H222V42L219 41L220 44L217 43V44H218L217 50H218L219 48H221V46H223V43L225 42ZM227 40H228V42H229V39H227ZM234 40H235V41H234ZM238 41H239V42H238ZM249 41H250V40H249ZM226 42H227V41H226ZM232 42H233V43H232ZM221 43H222V44H221ZM236 43H237V44H236ZM229 44L226 45V46H229ZM241 44H243V45L241 46ZM224 45H225V44H224ZM239 45H240V46H239ZM248 45H249V46H248ZM226 46H225V47H226ZM241 47H242V49H241L242 51H241V52H243V55L245 54V56H246V55H247V56L245 57V56L242 55V57L238 58V54H237V53H239ZM222 48H223V47H222ZM222 48H221V49H222ZM224 49H225V48H224ZM226 49H227V47H226ZM245 51H246L247 53H246ZM240 54H241V53H239V56H240ZM223 55H224V54H223ZM227 55H225V56H227ZM1 57H2V58H1L0 61H3V60H4V57H3V56H1ZM5 57H6V56H5ZM222 57H223V56H222ZM227 57H228V56H227ZM6 58H7V57H6ZM223 58H224V57H223ZM236 58H237V59H236ZM242 58H243V59H242ZM2 59H3V60H2ZM224 59H225V58H224ZM228 59H229V60H228ZM54 60H56V59H54ZM54 60H52V61H54ZM56 61H57V60H56ZM221 62H222V60H221ZM221 62H220V63H221ZM232 62H234L235 64H232ZM53 63H57V62L54 61V62H52V63H50V64H51V65H54ZM222 63H224V62H222ZM231 64H232V65H231ZM238 64L241 65V66H239ZM242 64H243V65H242ZM225 65H222V66L219 65V67H218V66H215L216 69H217V71H216V69H215V70L213 69L214 67H213V68L211 67V68L213 69V71H212L211 68H208V67H206V68H208V69H207L208 71H207L206 69H204V68H202L203 70L201 69V70H199V71H195L196 69H194V68L191 66V67H189V68H190V69L192 68L191 70L194 69L195 73H194V71H190V69H189V72L186 73L185 75L182 73L181 76H183V77L186 76V75L189 76L188 79H187L188 76L186 77V81L188 82L187 84H188V85L190 84L188 88H192V87H191L192 85H193V87H196V88H195V89H196V93H198V94H196L197 96L195 95V96L197 97V98H195L196 100H195V99H191V98H192L191 95H193V97H194V94H191V92L193 93V91H191L190 93H188L189 90H185V93H184V89H183V87H182L181 84L184 83V81H185L184 79H185V78L183 79L181 76L178 77L177 75H175V76H177V77H176L177 80L180 78L179 81L175 80L176 78H174V80H175L176 82H178L179 85L176 83L178 87H180V85H181L180 89H182V91H181L180 89H179L180 91H178V89L176 88L177 91H178L179 93L181 92V94H179L178 92H175L176 95H178V94L181 95V97H180L179 95L176 96V97H179V99H182V98H183L182 100L179 101V100L176 98L175 100H173L174 102H172V100H171V97H172V96H171V95H175V94L173 93L174 90L171 91V90H170V87H167V89H169L168 91H169V92L171 91L173 94H172V93L169 94L168 91H167L168 93L166 94V90H167V89L165 88L166 85H165V83L163 82L164 85H165V87H164L163 85H162V86L165 88V89H164L165 92H164V90H160V91H161V92L163 91L166 95H164V93H161V92H159V94H160L161 96L163 95V99H166V101L164 100V101L166 102L165 104H167V107H166V108H165L166 105H165L164 103H162V104H160V103L155 104V103H157L156 101H158V99H155V98H157V96H156V97H152V98H154L156 101H155V100H153V102H152V101H149V102L146 101L145 105H147V106H145V105H144V106H141V105L144 104V102H142L141 105H140V103H141V102H140V103H137V104H139V105H137V104L135 103V104H136V107H137V108L139 107L138 109H137V108H136V109L134 108L135 111H134V109H133L132 107H130V108L133 109V112L130 110V111L133 113V114H131V115H133L132 118H131V116H129V117H130V118H129L128 115H127V113H126L127 116L125 115V111L127 112V108H126V110L123 111L121 106H120V109H121V110H120L119 108L116 107L115 109H117L118 112H115L114 109L112 108V109H113V110L111 109L112 112L114 111L115 113H117V115H119L120 118H121L120 113L122 114V113L124 112L123 114H124V116H125V117H124L123 114H122V117L124 118V120H123V119H120L119 116H117V115L115 114V115H116L115 118L119 119V121H118L117 119H115L114 117H112V119H113V120H114V119L117 120V121L114 122V123H116V124H117L118 122H120V120L125 121L126 123H125V122H123V123H118V126H120L119 124H121V125H122V128H124V129L126 128V131L129 130V132H130L131 130H132V131H133V130H136V129H135V128H136V125L134 124L136 121H138L137 123H139V124L141 123V126H143L142 123H143V124L145 123L146 125L144 124V126L142 127V130H145V131H144V132L142 131V132H143V134H142L143 136L141 135L142 137H145V138H141V136H138L136 139L138 140V138H140V139L138 140L139 142L136 141V139H134V141H136L138 144H140V142H141V143H144L145 145L147 144L146 147L149 146L150 144H153V143L155 144V142H156L155 145L153 144L154 147L156 148V145H157V143H158V144L160 145V147H159L158 145H157V146L159 147L160 151H162V150L164 149L165 146H168V145H164V143H165V144H169V143L171 142V140H172L173 142L176 141V140L178 141V138H176V137H178V136L181 137L180 135L184 136V137H182V138H184V139L186 138L185 136H187V141H186V140H185V141H186L188 144H186V142L184 141V139H182L183 141L181 140V142H182V143L184 142L185 145H189V142H188V138H189V137H188V136H190L191 134H190V135H188V134H180V135L177 136V134H179V133H177V132H178L177 130H178L179 128H176V127H175V128L177 129V130H175L174 126H175L176 124L173 123L175 120H177V118L180 116L181 113H184V110L188 109V112H189V113H190V110H191V111H192L191 114H194L193 116H195V117L197 116V117H196V118L194 117V118L191 119L192 116H191V115H188L189 113L187 114V117L190 116V119H191V120L196 119V120H193V121H196V122L198 121V115H199V114L197 115L196 113H201V111L203 112V110H205V111H207L208 109L210 110V109H211L213 106H215V105H217V106H215V107L220 108V111H219V109L216 108L218 111H215V112L220 113L219 115H220V116L222 115V116H221L222 118L224 117V115H227L228 118H230L229 116H234L233 114L230 115V113H232V112L229 111V109H230V106H229V105H231L230 103L233 102V101H232V97H230V94H232V93L234 94V92L230 93L231 90H230V92H228V91H226V90H223V89L218 85V84H219V83H218V80H221V77H220V76H223V78L225 77L223 74H225L226 76L228 75V76H227V77H228V80L230 79L229 76H230L231 72H230L229 74H227V73L229 72V71L227 70V69H228V66H225ZM220 66H221V67H220ZM223 66L226 67V68H225L226 71L224 70V67H223ZM222 67H223V70H218V68L221 69ZM209 69H211V70L209 71ZM230 69H231V68H229V70H230ZM234 69H231L230 71L233 70V72L236 73ZM240 70H241V71H240ZM214 71H215V73H214ZM227 71H228V72H227ZM190 72H191V73H190ZM212 72H213V73H212ZM219 72H220L221 74H218ZM224 72H226V73H224ZM233 72H232V75H233V77H234V73H233ZM240 72H241V73H240ZM244 72H243V74H244ZM216 73H217V74H216ZM222 73H223V74H222ZM189 74H190L191 76H190ZM192 74H193V75H192ZM69 75H70V74H69ZM69 75H68V76H69ZM215 75H218V76H217V77H218V80H217V77H214V78L216 79L215 81H216L218 84H217V83H214V78H212V76H215ZM232 75H231V76H232ZM72 76H73V75H70L69 78H71ZM231 76H230V77H231ZM249 76H250V75H249ZM173 77H174V76H173ZM210 77H211V78H210ZM219 77H220V78H219ZM227 77H226V78H227ZM233 77H231V78H233ZM237 77H238V78H237ZM105 78H106V77H105ZM239 78H241V79H239ZM182 79H183V80H182ZM209 80L211 81V86H210V82H209ZM224 80H225V79H224ZM172 81H173V80H172ZM181 81H183V82H181ZM221 81H222V80H221ZM245 81H246V82H245ZM219 82H220V81H219ZM163 83H161V84H163ZM174 83H175V82H173V84H174ZM185 83H186V82H185ZM185 83H184V85H185ZM169 85H171V84H168L167 86H169ZM244 85H245V84H244ZM177 86H176V87H177ZM186 86H187V85H186ZM245 86L247 87V85H245ZM243 87H244V86H243ZM240 88H241V87H240ZM240 88H239V89H240ZM160 89H163V88H160ZM192 89H193V88H192ZM195 89H194V91H195ZM232 89H233V88H232ZM234 89H235V90H234ZM234 89H233V90L235 91V93L239 91V90H238V87H237V90H238V91L236 90V87H235ZM242 89H244V88H242ZM247 89H248V87H247ZM247 89H244V91L247 92V91H246ZM248 90H249V89H248ZM186 91H187V92H186ZM197 91H198V92H197ZM241 92H242V91H241ZM182 93H183L184 95H183ZM186 93H187V95H185ZM243 93H244V92H243ZM247 93H248V92H247ZM188 94H189L190 96H189ZM233 94H232V95H233ZM167 95H170V96H171V97H170V96L167 97V98L170 97V99H168L170 102H169V101L167 100V98H166ZM182 95H183V97H182ZM198 95H199L200 97H199ZM201 95H202L203 97H204V96H205V97H204V98H203V97L201 98ZM238 95H239V93H238ZM245 95H246V94H245ZM158 96H159V95H158ZM159 97H160V96H159ZM159 97H158V98H159ZM186 97H187L188 99L191 97V98L189 99L190 102H189V100H188V104L186 105V106H188V107L191 106L190 108H188V107H186V106L184 105L185 103H187V98H186ZM198 97L200 98L201 101H202V100H205V101L207 102V103H205L204 105H206V106H207L208 104H210V105H208V106L206 107V106L203 105V103H201V102H196V101H198L197 99H199ZM206 97H207L208 99H207ZM152 98H151L150 100H152ZM161 98H162V97H161ZM229 98H230L231 100H230ZM233 98H234V97H233ZM235 98H236V95H235ZM235 98H234L233 100H236V101H237V100L240 99V98L238 99V97H237L236 99H235ZM176 100H177V101H176ZM184 100H185L186 102H185ZM200 100H199V101H200ZM175 101H176V102H175ZM181 101H182V102H181ZM191 101H193V102H191ZM229 101H231V102L229 103ZM236 101H234V102L237 103ZM151 102L153 103V105H154V104H155V105L153 106V105L151 104ZM168 102H169V105H168ZM184 102H185V103H184ZM203 102H204V101H203ZM225 102L228 103L229 105L226 104ZM239 102H240V100H239ZM239 102L237 103V105L239 104ZM147 103H148V104H147ZM177 103H178V104H177ZM190 103H191V104L193 103V104L191 105ZM235 103H233V105H234ZM149 104H150V105H149ZM159 104H160V106H161V105L163 106V104H164V107H161V110H157V109L160 108V107L158 108ZM180 104L182 105V107H181ZM189 104H190V105H189ZM194 104H196V105H194ZM200 104H201V105H200ZM225 104H226L229 108L224 109V106H226ZM156 105H157V107H156ZM171 105H172V106H171ZM179 105H180V106H179ZM198 105H200L201 107L198 106ZM220 105H221V106H220ZM237 105H236V107H237ZM129 106H131V105H129ZM132 106H133V105H132ZM140 106H141V108H140ZM150 106H151V107H150ZM168 106H169V108H168ZM197 106H198V107H197ZM202 106H204L203 109H202ZM234 106H235V105H234ZM118 107H119V106H118ZM133 107H135V105H134ZM143 107H145V110L148 109L147 111H152V110H154L153 108L156 107V110L152 111V112H155V114L153 113V115H152L151 112H150V114H149V112H146V113H145L144 110H143V109H144ZM148 107H150V109H149ZM172 107H175V108H172ZM177 107H179V109H178ZM183 107L186 108V109H184ZM195 107H196L197 109H196ZM199 107H200V108H199ZM210 107H211V108H210ZM215 107H214V109H215ZM236 107H235V108H236ZM128 108H129V107H128ZM146 108H147V109H146ZM151 108H152V110H151ZM162 108H163V109H162ZM171 108H172V109H171ZM180 108H181V109H180ZM182 108H183V109H182ZM205 108H207V110H206ZM225 108H226V107H225ZM231 108H232V107H231ZM235 108H232V109H235ZM140 109L144 112V114H147V116H146V115H143V112H142ZM169 109H171V110H169ZM201 109H202V110H201ZM214 109H212V110H214ZM223 109H224V110H223ZM119 110H120V112H119ZM128 110H129V109H128ZM139 110L141 111L142 115H140L141 113H140ZM174 110H175V111H174ZM178 110H180L181 112L178 111ZM221 110H222L223 112H222ZM225 110H226V111H225ZM230 110H231V109H230ZM235 110H236V109H235ZM235 110H232V111L234 112ZM121 111H123V112H121ZM130 111L128 112L129 114H130ZM157 111H159V112H157ZM160 111H161V112H160ZM166 111H167V113H166ZM196 111H198V112H196ZM224 111H225V112H224ZM136 112H139L140 114L138 115V113H136ZM171 112H172V117H169V118H170V119H169L170 122L167 123L169 120L166 121V122H165V120H167V116H170V115H171ZM173 112H174V114H173ZM179 112H180V113H179ZM186 112H187V110H186ZM193 112H195V113H193ZM211 112H212V111H211ZM213 112H214V111H213ZM227 112H229V113L227 114ZM134 113H136V115H137L136 117H135V114H134ZM158 113H159V114H158ZM168 113H170V114H168ZM203 113H204V112H203ZM224 113H226V114H224ZM112 114H113V113H112ZM166 114H168V115H166ZM175 114H177V115L179 114V115L177 116V115H175ZM185 114H186V113H185ZM201 114H202V113H201ZM201 114H200V115H201ZM115 115H113V116H115ZM154 115H155V117H154ZM200 115H199V116H200ZM219 115H218V114H215L216 119L218 118L217 116H219ZM139 116H140V117H139ZM143 116H144V117H143ZM148 116H150V117L148 118ZM151 116H152V118H151ZM156 116H157V117H156ZM159 116H160V117H159ZM182 116H183V114L181 115V117H179V119H181ZM185 116H186V115H184V117H185ZM202 116H203V115H202ZM202 116H201V117H202ZM215 116H214V117H215ZM126 117H127L128 119H130V122L128 121V119L126 120ZM137 117H138V118H137ZM174 117H175L176 119H173ZM227 117H224L223 119L226 118V119L228 120ZM136 118H137L138 120H136ZM143 118H144V119H143ZM146 118H147L149 121H148ZM153 118H154L155 120H154ZM162 118H164V119H162ZM204 118H205V117H204ZM131 119H132L133 121L135 120V122H132ZM141 119H143L144 122H143ZM150 119H152V120L150 121ZM202 119H203V118H202ZM202 119H200V122H201ZM207 119H208V118H207ZM219 119H220V118H219ZM161 120H163V122H162ZM205 120H206V119H205ZM205 120H202V121H203V122L201 123L202 126H203V123H205V122H204ZM211 120H212V119H211ZM211 120L209 119V120H207V121H211ZM214 120H215V118H214ZM229 120H230V119H229ZM233 120H234V119L231 118L230 122H231V121H232V122H231V123L228 122V124L233 126V124H232V123H233ZM139 121H140V122H139ZM212 121H213V120H212ZM217 121H219V120H217ZM217 121H216V123H214L215 121L212 122V123H214V125H215V124H220V123H218ZM221 121H222V123L227 124V121H226V120L223 121V120L221 119ZM146 122H148V123H146ZM149 122H150V123H149ZM153 122H155V123H153ZM198 122H199V121H198ZM198 122H197V123H198ZM200 122H199L198 124H200ZM124 123H125V124H124ZM127 123H129V124H127ZM132 123H133L134 125H133ZM156 123H158V124H156ZM161 123H164V125H166L165 128H164V125H163V124H162V126H161ZM165 123H166V124H165ZM170 123H172V124H170ZM208 123H210V122H208ZM208 123H207V124H208ZM152 124H153V125L156 124V126H153ZM168 124H170V126H168ZM174 124H175V125H174ZM123 125H124V126H123ZM128 125H129V126H128ZM150 125H152L153 127H151ZM157 125H158L159 128L157 127ZM173 125H174V126H173ZM210 125H211V123H210ZM223 125H224V124H223ZM116 126H117V125H114V127H116ZM125 126H126V127H125ZM127 126H128V127H127ZM131 126H135V127L133 128V127H131ZM137 126H139V125L137 124ZM149 126H150V128H148ZM176 126H177V125H176ZM208 126H209V125H207V127H208ZM211 126H212V127H215V126H213V124H212ZM225 126H226V125H225ZM114 127H113V128H114ZM130 127H131V128H130ZM177 127H178V126H177ZM220 127H224V126L220 125ZM226 127H228V125H227ZM226 127H225V128H226ZM229 127H230L231 129H233V127H231V126H229ZM117 128H118V127H116L115 129H117ZM122 128H121V131H123ZM127 128H128V129H127ZM154 128H155V129H154ZM162 128H163L164 131H162ZM166 128H167V129H166ZM169 128H170V129H169ZM119 129H120V127H119ZM119 129H118V130H119ZM148 129H149V130H148ZM160 129H161V130H160ZM173 129H174L176 132H175ZM218 129H219V128H218ZM221 129H222V128H221ZM231 129H228V130H231ZM159 130H160V131H159ZM171 130H173V132H172ZM226 130H227V129H225V130L222 129V132H224V131H226ZM124 131H125V130H124ZM149 131H150V132H149ZM153 131H156V133L153 132ZM166 131H168L166 134L163 133V132H166ZM147 132H148V133H147ZM151 132H153L154 134L151 133ZM174 132H175L176 134H175ZM227 132H228V131H227ZM144 133H145V134H144ZM159 133H160V134L163 133V134L160 135ZM169 133H170V134H169ZM173 133H174V134H173ZM148 134H150V137H149ZM152 134H153V135H152ZM164 134H165V136L168 135V138H167V136L165 137ZM171 134H172V135H171ZM231 134H232V133H231ZM231 134L228 132V135L231 136L230 140L228 139L229 136L227 137V135H226L225 133H223L224 138H222V139H225V137H226V139L228 140V144L233 143L232 146H230L231 144L229 145V148L232 147V148H230V149L236 151V149H234L235 146L233 147V145L236 144L235 137H234V134H233V135H231ZM146 135H147L148 137H147ZM151 135H152V136H151ZM154 135H155V136H154ZM170 135H171V138L169 137ZM174 135H175L176 137H174ZM172 136L175 138V139L173 138L174 140L172 139ZM193 136L195 137L196 135H193ZM197 136H198V135H197ZM232 136H233V137H232ZM90 137H91V136H90ZM93 137H94V136H93ZM93 137H92V139H93ZM125 137H126V136H125ZM245 137H246V136H245ZM87 138H89V137H87ZM87 138H86V139H87ZM133 138H135V137H133ZM169 138H170V139H169ZM191 138H193V137H191ZM191 138H190V139H191ZM199 138H201V139L198 140L197 137H196V139H195V138H193V139H195L196 141L198 140L197 142L201 141V143H202V142H203V141H202L203 137H199ZM205 138H206V142H207L208 138H209V141H210V139H211L210 137H205ZM92 139L89 138V139L86 140V141L89 140L88 142L85 141V142L87 143L86 146L89 147V148H88L89 150H88L87 148H85V147H84L83 150H84L85 152L88 151L87 154L85 153V155L88 156V153H89V157H90V158H88L87 156L84 155V156H85V159H91L92 157H95V156H92V157H91V154H92V155H96V156H98V158L95 157V159H96V160L98 159V161H99V158L101 157V158H100V159H101L100 162H101V164H103V163H102V161H103V159H104V158H103V157H104L103 155L106 156V155L109 153L108 151H109V150H112V151H114V152H111V151H110L109 154H111V153H114V154H113V155L111 154L112 156H111V155L109 156V154H108V155L106 156L107 158H105V160L108 161V157H109V160H110V158H111V160H112V157H113V161H114V162H115V160H117V159H118L117 161H120L119 159H121V161H120V163H121L122 160H123V165H127L128 167H126V166L124 167V166H122V165L119 163L120 166H122V167L119 168V169H121L122 172H124L125 176H130V175L132 176V175H134L133 172H131V174H130V173H127V174H126L127 171L129 172V171H132L133 169H135V170H133V171H136V172H144V171H142V169L146 168V166L149 167V166L151 165V163H152V162H150V164L148 165V162H147V161H144V160H147L148 158H147V159H144V160H143V159L140 160V159L142 158V156H143V155L140 154V153H141L142 150L145 151L146 148H144V147H145V146H143L144 144H143V145L140 144V145L138 146L137 143H135V142L132 141V138H130L131 141H130V140H129V141H126V140H128L129 138H127L126 140H125V138H124V140H123V138H118V140H121V141H118V142H117V140H116V141L114 140L113 143L116 142V143H115V146H114L113 143H112V145H113L115 148H114L113 146H112V147L110 146L111 148L109 147V150L102 149L103 152L106 151L105 154L102 153V150H101V152H100V147H99V150H98V146L96 147V143H99V144H100V142H99V140H98L99 138H97V137L95 136L94 139H93L94 141H93ZM95 139H97L98 142H95V141H96ZM143 139H144V140H143ZM168 139H169V141H168ZM193 139H192V140H193ZM222 139H221V141H222ZM226 139H225V140H226ZM233 139H234V140H233ZM122 140L124 141V142H123L124 144H125V141H126V143H128V144H126V145H122V146H121V145L118 146L117 144H122V143H121ZM203 140L205 141V139H203ZM215 140H216V139H215ZM219 140H220V139H219ZM225 140L222 141V142H224V144H222V145H226V144H227V143L225 144ZM231 140H232V141H231ZM90 141H91V142H90ZM143 141H144V142H143ZM145 141H146V142H145ZM177 141H176L175 143H177L178 145H180L179 148L182 147V146L184 147V143H183V145H182V143H178ZM189 141H190V140H189ZM209 141H208V142H209ZM131 142H132L133 145H135V147H134L132 144H131V146H129V145H130L129 143H131ZM173 142H171V143H173ZM193 142H194V141H192V142H190V143L193 144ZM211 142H213V141H211ZM211 142H210V145H213ZM218 142H219V141H218ZM88 143H90V145H91V143H92V145H91L92 147L89 146ZM161 143H162V146H161ZM195 143H196V142H195ZM195 143H194V145H195V147L197 148L198 145L196 146ZM199 143H200V142H199ZM214 143H215V142H214ZM220 143H221V142H220ZM207 144H208V143H207ZM215 144H216V143H215ZM97 145H98V144H97ZM153 145H152L151 147H153ZM169 145H171V146L166 147V150L162 152V153H164L163 156H164V155L166 156L167 153L165 154V152H168V151H169V150L167 151V149L173 150L172 147L175 146L174 143H173V144H169ZM172 145H173V146H172ZM181 145H182V146H181ZM210 145H209V144H208V145H205V146L202 145V146H203V147H202V146L199 144V147L205 148V147H209ZM216 145H217V144H216ZM218 145H219V144H218ZM222 145H220V146H222ZM123 146H124V147H123ZM136 146L138 147V148H137L138 151L136 150ZM142 146H143V147H142ZM163 146H164V147H163ZM176 146H177V145H176ZM176 146H175V147H176ZM120 147H121L122 149H121ZM125 147H126V148H125ZM132 147L135 148V150H132V149H133ZM139 147H140L141 149H139ZM151 147H149V148H151ZM158 147H157V148H158ZM188 147H189V149H190V147H194V146H193V145H189ZM188 147H185V148H188ZM195 147H194V148H195ZM224 147H225V146H223V148H222V147H219V149L221 150V151H220V150L218 149L217 146H214V145H213L212 147L210 146V148H212V149H210V148H208V149L205 148L206 150H203V151L206 153V151L209 152L210 150H212V151L214 152V153L212 152V154H217V153L219 154V152L217 151V150H219L221 155H222V152L226 151V152H227L226 156H228V154H230V156H228V159L231 160V163L234 162L236 159H235V158L232 159V157H234V156L231 157V155L234 154V151H231V153H230V152H228V151H230L229 148H228V146L226 145V147H225V148H224ZM94 148H95V149H94ZM142 148H144V149H142ZM155 148H153V150H155ZM171 148H172V149H171ZM179 148H178V149H179ZM185 148H180V149H184L183 152H184V151L186 152L188 149H185ZM196 148H195V149H196ZM213 148L216 149V151H214ZM221 148H222V149H221ZM226 148H228V151H227ZM159 149H156V150H159ZM161 149H162V150H161ZM174 149L178 150L177 148H174ZM195 149H194V150H193V148L190 149L189 151H193V153L188 154V155L185 153V155H187V156L189 157V155L192 156L193 154H196L197 152L195 151ZM197 149H198V148H197ZM197 149H196V150H197ZM83 150H81V152H82L81 154H84V151H83ZM96 150H97V152H96ZM104 150H105V151H104ZM146 150L148 151L149 149H146ZM153 150H152V154H154V152L156 153V150H155V151H153ZM49 151H50V150H49ZM160 151H158V152H160ZM179 151H180V150H179ZM197 151H198V150H197ZM51 152H52V151H51ZM77 152H78V151H77ZM79 152H80V150H79ZM79 152H78V154L75 152V154L78 155L79 160H78V159H73V160H74L75 163H77V165H78V168H77V169L80 170L83 166H81V168H79V167H80V166H79V165H80L79 162H81V160H82L81 156H83V155H81ZM95 152H96V153H95ZM107 152H108V153H107ZM171 152H172V151H171ZM180 152H182V151H180ZM194 152H196V153H194ZM47 153H48V152H47ZM49 153H50V152H49ZM53 153H55V154L57 155V152H54V151H53ZM53 153H51V154H52V155H55V154H53ZM97 153H99V155H98ZM149 153H151V149H150V152H149ZM149 153H148L147 155H150V157H151L152 155L149 154ZM162 153H161L160 155H162ZM173 153H175V152H173ZM187 153H188V151H187ZM189 153H190V152H189ZM205 153H204V154H205ZM210 153H211V152H210ZM232 153H233V154H232ZM235 153H236V152H235ZM75 154H72V155H75ZM121 154H122V155H121ZM139 154L141 155V157H140ZM144 154H145V153H144ZM156 154H157V153H156ZM176 154H178L177 156L179 157V154H180V153H179L178 151H177ZM182 154H184V153H182ZM223 154L225 155V152H224ZM56 155H55V156H56ZM72 155H70V157H71ZM76 155H75V157H76ZM79 155H80V156H79ZM147 155L145 154V158H146ZM168 155H169V154H168ZM185 155H183V156H185ZM84 156H83V160H82V161H84ZM99 156H100V157H99ZM102 156H103V157H102ZM156 156H158V155H155V156H153V157H151V158H149V159H150V160H154V157L156 158ZM165 156H164V157H165ZM181 156H182V155H181ZM47 157H51L50 154H49ZM75 157H74V158H75ZM78 157H76V158H78ZM86 157H87V158H86ZM114 157H116L115 160H114ZM117 157H118V158H117ZM139 157H140V158H139ZM143 157H144V156H143ZM161 157H162V156H161ZM185 157H186V156H185ZM212 157H213V156H212ZM248 157H249V156H248ZM72 158H73V157H71L70 159H72ZM80 158H81V160H80ZM158 158H159V157H158ZM183 158H184V157H183ZM186 158H187V157H186ZM244 158H245V159H244ZM244 158H243V159H244V160H243V161H244L243 163H245V162L247 161V160H246L247 156H245ZM70 159H69V157H68V158H67L68 161H65V164H67L66 162H68V164L66 165V168H67V166L69 165L70 167H68V168H69V171L71 172L70 168H73V167H75V166L77 167V165H76L75 163H74L75 165H72V164L70 165V162H71V163L73 162V161H71ZM95 159H91V160L94 161V165H95L96 162H97ZM156 159H157V158H156ZM181 159H182V157H181ZM212 159H213V158H212ZM228 159H227V160H228ZM252 159H253V158L251 157V160H252ZM254 159H255V158H254ZM69 160H70V161H69ZM76 160H78V162H76ZM150 160H148V161H150ZM230 160H228V161H230ZM232 160H233V161H232ZM259 160H260V159L252 160V161H255V164H254V162H252V163L249 162V161H250V158H249V160H248V163L246 162L245 165H243V163H241V164H240V163H236V164L232 163L233 166H236V167L233 168V167H232V164L228 166V168H229L230 170L227 169V171H228L229 173H231V174H229V173L227 172L226 175H225L226 178H225V176L223 177V180H224V178H225L224 181H226L225 184H223L224 181H223V180H220V179H217V180L213 179V181H218V180L223 181L222 185H224V186H221L222 188H223V187L225 188V187H226L225 185L228 184V183H229V185H227V186H230V184H231L232 182L235 183V180H237V178L235 179L236 171L239 170L240 172H239V171H237V172H239L241 175H242L241 172H244V171H243V169H244L243 166L246 167V165L249 164V165H251V166H249V169L252 168L253 170H254V169H257V168H260V167H261V168L264 167V160H260V161H259ZM113 161H112V162H113ZM117 161H116L115 163H117ZM124 161H125V163H124ZM137 161H138L139 163H140V161H141V163L144 164V166H145L146 164H147V165H146L145 167L143 166V167H144V168H143V167H142V164L140 163V165H141V167H142V168H141V167H139L140 165H138V162H137ZM257 161H258V162H257ZM262 161H263V162H262ZM100 162H99V163H100ZM103 162H104V161H103ZM114 162H113V164H110L111 161H109V162H108L109 165L107 164L108 167H109V166H110V167H114ZM126 162H129V163L126 164ZM132 162H133V163L135 162V164L133 165ZM143 162H144V163H143ZM146 162H147V163H146ZM155 162H156V160H155ZM256 162H257V164H256ZM261 162H262V163H261ZM78 163H79V164H78ZM105 163H106V161H105ZM136 163H137V164H136ZM157 163H158V160H157ZM81 164H83V162H82ZM84 164H85V163H84ZM89 164H91V163H90V162L87 163V166H88V167H86V164H85V170L82 168L83 171H86V172H84V173H85L84 175L81 174V173H83L81 170H80V171H81V173H80V172L76 169V170L78 171V173H76V176H72V175H71V176L74 177V178H72L71 176H69V174L66 175V172H69V171L65 168V166L62 168V171H63V170L65 171V169H66V171L64 172V174H65L66 176L64 175V176H65L64 178H62V177L59 178V177H58L59 180H58V179H56V180H55V179H52V178H55V176H56V174L53 173L52 175H53V176L55 175V176L52 177V178H50V181H49V179H47V181H45V180H46L45 178H46L47 176H49L51 173H50L49 175H44L43 178H44L45 180H44V182H42L43 184L41 185V187H40V185H39V186H35V185H34L35 188L38 187V188H37L38 190H35V191H33L34 189H32V188L34 187L33 185H30V187H29V186L26 187L25 185H24V186H23V185L21 186V185L19 184L20 182L22 183V180H25V181H26V178H24L26 172H23L24 175H23V173H21V176H22L21 179H20V173H17V175L19 176V179H17L18 177L16 176V173H15V174H14V173L12 174V175H15L14 178H15L16 180L13 178L12 175H11V176H12L11 178H10V177H8V178H9L10 180L12 179L13 181H9V180L6 178V179H7L6 181H8V182H7L5 185H7V184H9V183H10V184H13V183H14V185H10L9 188H12V187H13L12 189H14V190H19V189H17V188H18L19 185H20V186L22 187L21 189H23V187H24V188H28V187H29V190H30V188L33 186V187L31 188V190H32L33 192H32V193L27 192V194H28V193L30 194V195H27V194H26L27 196H25V193H26V192H25V193H23V197L21 196V195H22V194H21L20 196H21L22 198H21V197H18V198H21L22 200H18V199L16 198V199H15L16 201H14V202L11 201V203H9L10 205H8V200L5 199V197L3 196V195H4V194H3V193H4L3 191H4V188H5L6 186L3 185L4 183H3V184H0V187H1V188L5 186L4 188H2V189H3L2 193L0 192V194H2L1 196L4 197V198H3V197L0 196V203H1L0 205H4V204H5L4 200H7L6 205L9 206V207L6 206V205L3 206V207H8V208H9V209L6 208L5 211H4L5 208H3V211L0 210V212H1L0 214L3 213L2 215H0V251H1V252L4 251V253L6 252V254L9 253V255H11V254H12V255H13V254L16 255V254H17V257H21L22 259L25 258V260L30 259V260H28L29 262L27 261V263H28V264H29V263L33 264V263H36V262H40V261H41V260L38 261L39 259L37 260V256H38V258H39V256L41 255V256H40V259H41V257L43 256V254H45V253H41V252L45 251V252L47 253V252H49V250L53 251V248L55 247L56 244H58V243H62V242H60V241H65V242H66V240H68L66 243L63 242V243L65 244L64 246H65L66 248H68L69 245H71V242H72V241H74V243H75V241H78V240H79V241H82V239H84V238L80 239V238L78 237V234H77V233H76V234H77V235H76L75 232H74V233H72V232L69 233V232H68V233H69V235H68V234L66 233L65 230H64L65 232L63 231V229H65L67 225L69 226V224H70V225L72 224L73 226L71 225V227H74V223H73L72 221H75V222H76L75 225L77 224V226H75V227H79L81 224H84V223L87 222V219H86V217H85L86 215H84V216L82 215V214H86V213H82V211H81V214H79V213H80L79 210H85V209H83V208H84V206H87V205H86L87 203L85 204V202H84V205H79V206H78V205H75V203H73V202H75V199H74V201H73L72 203L69 202L70 199H71V197L74 196V195L77 196V194H80L81 192H83V189H84L85 187H86V189H87V188H91V190H93V192H94L95 190H97V191H95V192H98V190H102L103 188H101V189H97L96 186H101V187H104V186H105V185H101V184H100V182H99V180H98L99 177H97V178L95 177L96 179L94 178L93 173L95 174V176H97L99 173H100V174L102 173V172H100V170H98L99 173H97V168H95L97 165H96L95 167H91ZM97 164H98V163H97ZM101 164H100V165H101ZM128 164H129V165H128ZM130 164H131V165H130ZM152 164H153V165H156V164H154V163H152ZM237 164H239V165H237ZM252 164H254V165H252ZM94 165H93V162H92V166H94ZM100 165L98 164V169H99V166H100ZM111 165H113V166H111ZM117 165H118V163H117ZM137 165H138V166H137ZM153 165H151V167H152ZM240 165H241V167H243V168L238 167V166H240ZM257 165H258V167L256 168ZM89 166H90V168H89ZM102 166H103V165H102ZM102 166H100V167H102ZM104 166H105V164H104ZM120 166L118 165V167H120ZM129 166L131 167L132 170L130 169ZM135 166H136V167H135ZM252 166L255 167V168H253ZM110 167H109V169H108L109 171L107 170V167H104V168H106V171H104V172H105V173L107 172V174H108V172L111 171V170H110ZM115 167L118 168L116 165H115ZM123 167H124L125 169H128V168H129V170L126 171V170H124ZM213 167H214V166H213ZM230 167H232V169H231ZM250 167H251V168H250ZM87 168H88V169H87ZM238 168H241L242 170H241V169H238ZM114 169H115V168H113L112 171H111L110 173H113V172L115 173V171H118V170L113 171ZM136 169H137L138 171H137ZM139 169H140V170H139ZM249 169L246 167L245 170H248V171H249ZM252 169H251V171H252ZM72 170H73V172H74V171L77 172L76 170H74V168H73ZM87 170H88V172H87ZM89 170H90L91 172H90ZM92 170H93V171H92ZM101 170H102V169H101ZM121 170H120V174H122ZM123 170H124V171H123ZM232 170H233V173L231 172ZM235 170H236V171H235ZM125 171H126V172H125ZM248 171H245V173L248 172ZM136 172H135V175H134V176H135V179H133L134 176H132V177L130 176V178L134 180L135 188H136V189H139L140 187H142V185H138V186H140V187L138 188V187H137V183H141V182H144V181H141L142 176H141L140 174H142V173L138 174V176H139V175L141 176V179H140V176H139V177L137 176L138 178H136ZM146 172H147V171H146ZM58 173H59V172H58ZM61 173H62V172H60V175H62ZM96 173H97V175H96ZM144 173H145V172H144ZM239 173H237V175H238ZM29 174H31V175H29ZM72 174H74V173H72ZM115 174H116V176H118V177H116V180H118L119 177L121 178V175L119 174V172H118V174H117V172H116ZM124 174H123V175H124ZM128 174H130V175H128ZM228 174H229L230 176H229ZM232 174H234V175H232ZM240 174H239V175H240ZM32 175H33L32 173H30V172L28 173V172H27V173H26V176H28L27 180L30 179L31 177L34 178V177H35L34 175H36V174L33 175L34 177H33ZM77 175H81V176H78V177H79V178H78ZM82 175H83V176H82ZM89 175H90V176H89ZM91 175L93 176L94 180H93V178L91 177ZM110 175H111V174H110ZM123 175H122V176H123ZM237 175H236V177H237ZM239 175H238V177H239ZM241 175H240V176H241ZM23 176H24V177H23ZM29 176H30V177H29ZM37 176H38V175H37ZM37 176H36V177H37ZM39 176L41 177V178H40V180H41V179H42V176H41V175H39ZM39 176H38V178H39ZM45 176H46V177H45ZM58 176H59V175H58ZM62 176H63V175H62ZM67 176L71 177L72 180L69 178V180L66 181V180L68 179ZM84 176H85V177H84ZM86 176H87V177H86ZM125 176H124V178H123L124 180H125ZM232 176H233V177H232ZM16 177H17V178H16ZM50 177H51V176H50ZM76 177H77V178H76ZM80 177H81V179H80ZM89 177H90V179L88 180ZM229 177H230V178H229ZM47 178H48V177H47ZM66 178H67V179H66ZM82 178H83V179H82ZM85 178H86L87 180H84ZM114 178H115V177H114ZM128 178H129V177H128ZM34 179H36V178H34ZM64 179H66V180H64ZM73 179H75V180L77 179V180H76V183H74L75 181H74ZM131 179H129V180L131 181ZM136 179H137V180L140 179V180H139L140 182H138V181L136 182ZM221 179H222V178H221ZM234 179H235V180H234ZM20 180H21V181H20ZM36 180L38 181V179H36ZM40 180H39V181H40ZM42 180H43V179H42ZM51 180H53V181H51ZM60 180H62L63 182L60 181ZM78 180H79V183H78ZM97 180H98V181H97ZM119 180H120V179H119ZM124 180H123V183H124ZM126 180H128V179H126ZM129 180H128V181H129ZM133 180H132V181H133ZM230 180H231V183H230ZM6 181H5V182H6ZM48 181H49V182H48ZM58 181H59V182H58ZM70 181H71V183H70ZM72 181H73V183H72ZM84 181H86V182H84ZM120 181H121V180H120ZM16 182H17L19 185H18ZM46 182H48V183H50V184L48 185V183H46ZM51 182H52V183H51ZM61 182H62V184H59V183H61ZM90 182H92V183H93V182H98V185L94 183V184H95V186H94V184H91ZM218 182H219V181H218ZM44 183H45V184H44ZM68 183H69V184H68ZM83 183H85V185H84ZM125 183H127V181H126ZM128 183H130V182H128ZM219 183H220V182H219ZM234 183H233V184H234ZM55 184H57V187H55V186H56ZM58 184H59V185H58ZM65 184H66V185H65ZM77 184H78V185H77ZM86 184H87V185H86ZM90 184H91V185H90ZM17 185H18V186H17ZM88 185H89V186H88ZM8 186H9V185H8ZM42 186L45 187L44 189H45V190L47 189V191H45V190L43 189ZM49 186H51L52 189H51V187H49ZM53 186H54L55 188H57V189L53 188ZM61 186H62V188H64V189H62ZM76 186H77V187L79 186V187H78L79 189H78ZM83 186H84V188H82ZM93 186H94V187H93ZM122 186L124 187V185H121V187H119V185H117V186H116V185H113L114 189H115V187H119L120 192H121V188H122ZM126 186L128 187V185H125V188H122V190H125V189L127 188ZM132 186H133V185H132ZM132 186H130V187H132ZM145 186H148V185H145ZM156 186H157V187H160V185H156ZM15 187H16V189H15ZM47 187L50 188V189H48ZM95 187H96V188H95ZM106 187H109V188H110V187H112V185H108V186L106 185ZM113 187H112V188H113ZM163 187H165V186L162 185V188H163ZM166 187H169V186L166 185ZM74 188H75V189H74ZM80 188H81V189H80ZM93 188H94V189H93ZM98 188H100V187H98ZM132 188H134V187H132ZM151 188H153L152 190L156 189V188H155V185H153V186L151 185ZM227 188H229V187H227ZM53 189H54V190H53ZM67 189H69V191H68V193H66L67 191L64 192L65 197H63V195L61 194V192L65 191V190H67ZM70 189H71V190H70ZM72 189L75 191V193H74V191H73ZM106 189H107V188H106ZM116 189H117V190H116ZM116 189H115V190L118 191V188H116ZM158 189H159V188H157V189L155 190V192L157 191L156 193H157L158 195H160V193H158V191H159ZM225 189H226V188H225ZM29 190L26 189V191H29ZM40 190H42V191L39 193ZM57 190H58V191H57ZM61 190H62V191H61ZM76 190H77L78 192H79V190H80V193H77V194H76ZM107 190H108V189H107ZM112 190H113V189H112ZM37 191H38V193H37ZM44 191H45V192H44ZM60 191H61V192H60ZM87 191H90V189H89V190L87 189ZM105 191H106V190H105ZM113 191H114V190H113ZM113 191L108 190L107 193H109V192H113ZM116 191H114L111 195L117 193ZM160 191H161V189H160ZM160 191H159V192H160ZM52 192H53V193H52ZM70 192H72V193H70ZM99 192H101V191H99ZM103 192H104V191H103ZM103 192H102V193H103ZM123 192H124V191H123ZM69 193H70V194H69ZM107 193H106V195L110 197L111 195H110V194L108 195ZM201 193H202V192H201ZM39 194H40V196H39ZM41 194H42V195H41ZM55 194H56V195H55ZM67 194H69V195H67ZM81 194H83V193H81ZM119 194H120V193H119ZM170 194H171V193H169V191H168V194H167V192H166V195H167L168 197H167L166 195H163V197H161L162 199H160V200H162V201L159 200V201H160V202L158 201L159 203H158V202H157V203H154V201H153L154 205H155V204L157 205V206H156V205H155V206L152 205V206H154V209H156L155 207H157V209L154 210V212H156L155 215L157 214V211H159V210H160V212H161V211H164V210L166 209V207L168 208L169 206H170V207H169V211H168V209H167V210H165V213H168V212H169L168 215H170V210H171L170 208L172 207V205L169 204L170 202L167 201V200H170V199H172V198H175L174 195H171V196H170ZM186 194H187V193L185 192V196H183V197L186 198ZM199 194H200V193H199ZM202 194H203V193H202ZM202 194H200V195L202 196ZM57 195H61V196H59V197H62V199L57 200V199H59V198H55ZM70 195H71V196H70ZM103 195H105V194H103ZM106 195H105V196H106ZM195 195H198V194H195ZM24 196H25V197H24ZM38 196H39V197H38ZM54 196H55V197H54ZM94 196H95V195H94ZM94 196H93V197H94ZM114 196H115V195H114ZM119 196H120V195H119ZM125 196H128V197H129V196H131V195H125ZM161 196H162V195H161ZM172 196H173V197H172ZM181 196H182V195H181ZM201 196H200V197H201ZM49 197H52L51 199L55 198L57 201H56V200L52 201ZM111 197H113V196H111ZM158 197L160 198V196H158ZM158 197H156V198H158ZM164 197H165V198H164ZM166 197H167V199H166ZM169 197H170V199H168ZM192 197H193V196H192ZM198 197H199V195H198ZM1 198H2V200H1ZM23 198H24V199H23ZM47 198H48L49 200H51V202H49V203H52V205H50V206H52V207H54V206L56 207V205L58 206V204L61 206V205L63 204V202H65L66 200H67V201H66V204H67V203H68V204H74V206L71 205V206H69V209H67V206H68V205L63 204V205L66 206V209H64V210H67V212H66V211H65V212H62L63 210H62V211L60 210V209H62L61 207H62L63 205H62L61 207L58 206V207H56L57 210L54 209V210L52 211V213L54 214L53 217H52V215H49V213L52 214V213H51V210H50V209H52V207H51V208L49 207V209H47L48 206H46V204H47L46 202L49 201V200H47ZM64 198H65V199H64ZM74 198H75V197H74ZM107 198H108V197H107ZM129 198H130V200L133 199V202H131L132 204L130 203L129 200H127V201H129V204L127 203V206H129V209L132 208L131 206H134V205L136 204L137 206H136V209L134 208L135 210H139V213H141V212H143V211L146 212L145 209H143V207L140 208V209H138V208L141 207V205H142V203H139V204H141V205L138 204V201H139L138 198H136L135 196H132V197H129ZM131 198H132V199H131ZM134 198H135V200H134ZM163 198H164V199H163ZM180 198H181V197H180ZM188 198H189V197H187L186 199H188ZM201 198H202V197H201ZM3 199H4V200H3ZM42 199H44V200L46 199L47 201H44V200L42 201ZM63 199H64V200H63ZM72 199H73V197H72ZM93 199H94V198H93ZM178 199H179V198H178ZM61 200H62V201H61ZM94 200H95V199H94ZM94 200H93L92 202H94ZM163 200H164V201H163ZM173 200H174V199H173ZM173 200H172V202H173ZM192 200H193V199H192ZM230 200H231V199H230ZM230 200H229L230 203L227 201V202H228V205L230 204L229 206H231V202H232V200H231V201H230ZM1 201H2V202H1ZM18 201H20V202L18 203ZM58 201L61 202V203H59ZM166 201H167V202H166ZM234 201H235V200H234ZM234 201H233V202H234ZM238 201H239V200H238ZM40 202L45 203V206L43 207L44 204L38 206ZM55 202H56V204H54ZM57 202H58V204H57ZM90 202H91V201H90ZM172 202H171V203H172ZM235 202H236V201H235ZM3 203H4V204H3ZM76 203H77V202H76ZM153 203H152V204H153ZM167 203H168V206L166 205ZM238 203H239V202H238ZM242 203H243V201H242ZM12 204H13V205H12ZM41 204H42V203H41ZM53 204H54V205H53ZM92 204H93V203H92ZM163 204H165V205H163ZM190 204H191V203H190ZM198 204H200V203H198ZM201 204H202V203H201ZM201 204H200V205H201ZM210 204H211V203L206 204V205H207V206L209 205V207H212V206H213V203L211 204L212 206H210ZM236 204H237V202H236ZM236 204H235V205H236ZM239 204H240V203H239ZM244 204L247 205V202L244 203ZM138 205H139V206H138ZM206 205H205V206H206ZM235 205H234V206H235ZM36 206L40 207V208H39V209H40V212L42 211V212L44 213V212H46L47 210H50V211H48V213H46V214L44 213L43 215L41 214V213H42V212H41L40 214H41L42 216H41L40 214H38V215L41 216V217H37V218H36L37 220H36L35 223H34V221H33V219H32V218H33V215H30L29 213H31V211L34 213V212L36 211L35 209H37L36 212L39 213V211H38L39 209L36 208ZM41 206L43 207V209H42ZM81 206H82L83 208H81ZM193 206H194V204H193ZM193 206H190V207L188 208V210H189L191 207H192L191 209H193V210H191V211H194V210L197 209L195 206H194L195 208H194ZM201 206L205 207L204 204H202ZM201 206L198 205L197 207H200V208H198V209H202L203 207H201ZM207 206H206V207H207ZM226 206H227V205H222V206L219 205V207H218V206H215V207L213 206L214 208H213V207H212V208H213L214 210H212V211H214V212L211 213L212 215L210 214L211 211L208 212V215H210V217H209L210 219H211V217H214V218H212L210 221H212V220H213V221H214V220L216 221V220H217V221L219 222V221H220V220H219V219H220V218H219L220 216H214V215L216 214L215 209H216V207H217V208H218L217 210H220V212L222 211V212H221L222 214H223V212H224V214H225V212H226V211H225ZM242 206H244V205H242ZM247 206H248V205H247ZM247 206H246V207H247ZM45 207H46V208H45ZM55 207H54V208H55ZM137 207H138V208H137ZM236 207H237V206H236ZM0 208L2 209V206H0ZM58 208H59V210H58ZM63 208H65V207H63ZM79 208H81V209H79ZM115 208H116V207H115ZM164 208H165V209H164ZM185 208H187V207H185ZM212 208H211V209H212ZM224 208H225V209H224ZM228 208H229V207L227 206V213H226L227 215L225 214V216H227V217H229L228 215H231L230 212H228V211H230V209L232 208V206H231V208H229V209H228ZM237 208H238V210H236ZM237 208L234 209V213H235V211H236V214H235V215H237V211L241 212L242 209H243V210H244V209H248V207H247V208L242 207V209L239 208V207H237ZM44 209H45V210H44ZM74 209H75V210H74ZM77 209H79V210H77ZM87 209H88V208H87ZM141 209H142V210H141ZM181 209H182V208H181ZM198 209H197V210H198ZM223 209H224V211H223ZM33 210H34V211H33ZM43 210H44V211H43ZM88 210H90V209H88ZM135 210H131V211H135ZM60 211H61V212H60ZM78 211H79V212H78ZM102 211H103V210H102ZM166 211H168V212H166ZM189 211H190V210H189ZM231 211H233V210H231ZM36 212H35L34 214H36ZM154 212H153V217L155 216V215H154ZM160 212H158V214H157L156 217L160 216V218H163V219H161V221H162V220H164V216H163V217H161V216L163 215L164 212H161V214H160ZM199 212H201V211H199ZM199 212H195V213H199ZM220 212L218 211L217 214H218V215H221ZM243 212H244V211H243ZM247 212H248V210H247ZM247 212H245V213L247 214ZM74 213H77V215H75ZM98 213H99V212H98ZM103 213H106V214H107V212H103ZM139 213H138V215L140 216L141 214H139ZM190 213H191V212H190ZM213 213H215V214H213ZM231 213H232V212H231ZM248 213H249V212H248ZM28 214L30 215V217L32 216V218H30ZM73 214H74V215H73ZM100 214H101V213H99V216H100ZM106 214H102V216H106ZM108 214H109L110 218H112V215H113V214H112V211L108 212ZM133 214H134V213H133ZM133 214H132V215H133ZM159 214H160V215H159ZM193 214H194V213H192L191 215H193ZM199 214H200V213H199ZM204 214H205V213H204ZM204 214H203V215H204ZM206 214H207V213H206ZM206 214H205V216H207V218L205 217L204 220L208 219V215H206ZM224 214H223V215H224ZM232 214H233V213H232ZM243 214H244V213H242L241 215H243ZM48 215H49V216H48ZM78 215H79V216H78ZM81 215H82V216H81ZM135 215H137V214H135ZM135 215H134V216H135ZM144 215H145V214H144ZM147 215H148V213H146V217H143V215H141V216L143 217L142 220L145 219V220H144L145 222H146V221L149 222V218H150V219L152 218V215H148V216H147ZM168 215L166 216L167 218L169 217ZM238 215H239V213H238ZM241 215H240V216H241ZM247 215L250 216V214H247ZM35 216H37V215H35ZM47 216L50 217V218L47 219V218H48ZM77 216H78V217H77ZM87 216H89L88 213H87ZM94 216H95V215H94ZM96 216H97V215H96ZM141 216L138 217V218H140V220L137 218V216H136V217H133L134 220H135V222H133L132 224H135V223H137L138 221H139V223H141V222H140V221H142V220H141V218H142ZM170 216H171V215H170ZM201 216H202V214H201ZM201 216H200V217H201ZM225 216H224V217L222 216L221 219H225V218H226ZM231 216H232V215H231ZM240 216L237 217V221H236V222H238L239 218L242 217V216H241V217H240ZM244 216H245V215H244ZM244 216H243V218H244ZM27 217H29V218H27ZM45 217H47V218H45ZM76 217H77L78 219H77ZM90 217H91V215L89 216L88 219H90ZM100 217H101V216H100ZM106 217H108V215H107ZM166 217H165V219H167ZM234 217H235V219H236V216H234ZM245 217L247 218L248 216H245ZM23 218H24V219H23ZM25 218H26V219H29V222H28V223L26 222V221H28V220H25ZM84 218L86 219V222H85V219H84ZM135 218H136L137 220H136ZM202 218H203V217H202ZM215 218H216V219H215ZM229 218H230V217H229ZM232 218H233V216H232ZM243 218H242V219H243ZM70 219H71L72 221H71ZM75 219H76V220H75ZM92 219H94V218H92ZM147 219H148V220H147ZM156 219H158V218H156ZM233 219H234V218H233ZM233 219H229L228 221L231 220V221H230L231 223H230V222H229V223L227 222V224H228V225H229V224H233V223H232V220H233ZM247 219H248V218H247ZM24 220H25V221H24ZM34 220H35V219H34ZM81 220H83L84 222L82 221V222H83V223H82ZM132 220H133V219H132ZM134 220H133V221H134ZM159 220H160V219L155 220V218H154V222H155V223H154V222L151 223V224H153V225H151L150 222L147 223V224H150V226H149V230H145V231H147V232H145V231L142 232V231L140 230V229H141L140 227H142L143 225H145V222H143L144 224H142V225L140 224L141 226H138L139 228H137V226L135 227V226H133L132 224H130V225L126 228V230H128L130 227H131V228L134 227V228H137V230L139 229V233H140V232H142V233H141V236H140V235H137V234H134V232L136 233L137 230H136V231H132L133 228H132V229L130 228L131 233H130V232H129V233L131 234V237H129V235H128L129 233L126 232L127 235H128V241H129V238H133V237L135 238V236H136L135 239L133 238V239H130V240H131V241L135 240V242H136V239L138 240V239L141 238L140 241H141V240L144 241L143 239L146 238V237H147V239L150 237L151 240H154V238L157 239V240H159V239L156 237V235L159 234V233H161L160 235L163 236V235L165 234L164 231H166V230L163 229V232H161V231H162V224L165 223V222H167V221H169V220L167 219V221L165 220V221H162L163 223H161V221H159ZM208 220H209V219H208ZM208 220H207V221H208ZM240 220H241V219H240ZM240 220H239L240 226H241V223H242V224L245 223L244 225H247V224H246L247 222H242V221L240 222ZM249 220H252V219L249 218ZM22 221H23V222H22ZM30 221H31V222H30ZM66 221H67V222H66ZM150 221H151V220H150ZM157 221L160 222L161 225H159V223H158V225L161 226V227H157L158 225L156 226L157 228H159V231H158L159 233L157 232V233L155 234L154 232H156L157 230L155 231V230L153 229V230H154V231H153L151 227L154 226V224H157V223H156ZM210 221H209V225H208V222L205 223L207 226H209V230H208V231H210L211 228H214V229H212V230L210 231V233L213 231V233H211L212 235L214 234V235L217 236V234H218V235H219V234H222L221 232L226 228L225 225H227V224H225V225L223 226V224L221 225L220 223H225V221L221 220L222 222L220 221L219 224H218V226H219V225L223 226V227H222L223 229H221L220 227H218V228H220V230H221L220 232H218L219 229H218L217 227H216L217 229L215 228L216 223L213 222V221H212V223H210ZM217 221H216V222H217ZM233 221H234V220H233ZM243 221H245V220L243 219ZM246 221H247V220H246ZM254 221L256 222V220H253V222H254ZM24 222H26L27 224L30 223V224H32L33 226H32V225H28V226H30V228L28 227V229H24L25 232L22 230V231H23V233H22V231H19V229H20V228L23 229V227H25V225L27 226V224H25ZM65 222H66V223H65ZM79 222H81V223H79ZM131 222H132V221H130L129 223H131ZM151 222H152V221H151ZM236 222H234V223H236ZM251 222H252V221H250V223H249L247 226H249V225L252 226V227H254V226H255V227H258V226H259V225H258V222L254 223L255 225H251ZM22 223L25 224V225L22 226V225H23ZM21 224H22V225H21ZM45 224H47V225H45ZM62 224H63V225H62ZM66 224H67V225H66ZM78 224H80V225L78 226ZM137 224H138V223H137ZM137 224H136V225H137ZM167 224H168V223H167ZM210 224H211V225H210ZM237 224H238V223H237ZM259 224H260V223H259ZM20 225H21V227H20ZM44 225H45V227L48 226V229H47V227H46V230H47L48 233L51 231L53 234H55V236H54V235H52V233H49L50 236L52 235V237H49V238H50V239H52L53 237H54V238H57L56 240L53 238V239L55 240V242H54V240H52V241H53V244H55V245H53L51 242H49L50 247H52V245H53L54 247H52V249H49L48 251H47V249L50 248V247H48V245H47L48 243L46 244L48 248L46 247L47 249H45V250L42 249V250H41V247H42V246L45 247L46 245H45L44 243H42V244H44L45 246L39 244L40 238H39V240H38V238L36 237V236H38V235L41 233V231H43V230L45 231V229H43V228H45ZM61 225H62V226H61ZM64 225H65V226H64ZM131 225H132V226H131ZM138 225H139V224H138ZM233 225L235 226L236 224H233ZM244 225H243V226H244ZM257 225H258V226H257ZM260 225H261V224H260ZM49 226H50V227H49ZM213 226H214V227H213ZM229 226H231V225H229ZM236 226H237V225H236ZM238 226H239V225H238ZM238 226H237V227H238ZM247 226H246V227H247ZM250 226H249V227H250ZM17 227H18V228L20 227V228L18 229ZM41 227H43V228H41ZM51 227H52V228H51ZM55 227H56V228H55ZM57 227H58L59 229H61V228L63 227V229H62V230H59V229H57ZM147 227H148V226H147ZM156 227H154V228L157 229ZM205 227H206V226H205ZM224 227H225V228H224ZM231 227H232V226H231ZM231 227H229V228H231ZM246 227H244V228H246ZM249 227H248V228H249ZM252 227H250V228H252ZM15 228H16V229H15ZM40 228H41L42 230H41ZM160 228H161V231H160ZM202 228H203V227H202ZM202 228H200V232H198L199 229L196 230V231L198 232V234L207 231V230H206L207 227L205 228L204 231H202ZM229 228L227 227L226 230L229 231ZM244 228H243V229L241 228V230H240V228H237V231H236V232L239 234V233H241V231H244ZM17 229H18V230H17ZM49 229H50V231H48ZM150 229H151L152 231H150ZM165 229H166V228H165ZM203 229H204V228H203ZM232 229H233V228H231L230 231H229V232H230V236L227 235V236H228L227 239L230 238L229 241H228L227 239H226L227 241H226V240H223L224 238L227 237V236H226L227 231L224 232L225 237H224V235H223V237H224L223 239H222V236H221V237L219 236V237L222 239L221 242H220L221 239H220L219 241H217L216 239H213L214 241H213V240H212V241H213L214 243H216V241L219 242V243H222L223 241H225L226 243L228 242V244H230V245L234 243V245L231 246V247H234V249H235V247H237L238 245H241L240 243L237 244V242H240L241 239L243 240V238H244L245 240L241 241V243H242V242H245L247 238L243 235L244 232H242V235H243L244 237H242V235H241V236H240V239L237 240V238L239 237L240 234H239V235L236 234V235L234 236V237H236V238H234V240H232V239H233V238H232V237H233V234H231ZM234 229H236V228H234ZM238 229H239V230H238ZM252 229H253V228H252ZM14 230H15L16 232H15ZM53 230H55V231H53ZM126 230H125V231H126ZM130 230H128V231H130ZM214 230H215V231H214ZM38 231H39V232H38ZM59 231H61V233H62L63 235H62ZM125 231H122V233L125 232ZM148 231H149V232H148ZM196 231H195V230H194V232H193V231H190V234H189V233H186V234H183V233H182L183 236H181V235H177L178 233H177V234H173V235H174L175 238H177V237L179 238V236H180V238H181V237L183 238V237L187 236V234H188L190 238H195L194 236H197V235H198V234L196 233ZM201 231H202V232H201ZM208 231H207V232H208ZM224 231H225V230H224ZM234 231H235V230H234ZM238 231H239V232H238ZM246 231H247L248 233H250L252 230L250 229V232H249L248 229H247V230L245 229V233H244V234H246ZM256 231H257V230H253V231L250 233V236H249V234H248V236H247V235H246V236H247L248 238H250L251 235L253 236V232H256ZM37 232H38V233H37ZM56 232H57V234H56ZM105 232L107 233V231H104V230H99V231H95V230H94V232H91L92 235H91V234H90V235H86V237L88 236V237H90V238H85V239H88V240H89V239L92 238V240L95 241L96 238H97V240H99V239H98V238H100L99 235H102V234L105 233ZM118 232H120V231H118ZM132 232H133V234H134L135 236H132ZM144 232H145L146 234H145ZM150 232H151L152 234H151ZM14 233H15V234H14ZM19 233H21V234H19ZM106 233L103 234L102 236H104V237L107 236ZM110 233H111V232H110ZM122 233H121V235H119V233H118L119 237H116L118 240H120V239L123 240L124 238L127 237V235H126L125 233H124V234H122ZM143 233H144V234H143ZM163 233H164V234H163ZM192 233H193V236L191 237L190 235H192ZM208 233H209V232H208ZM215 233H216V234H215ZM225 233H226V234H225ZM234 233H235V232H234ZM256 233H257V232H256ZM256 233H255V234H256ZM35 234H36V235H35ZM49 234H48V235H49ZM59 234H60L61 236H58ZM65 234H66V235H65ZM142 234H143V235H142ZM153 234H154V235H153ZM195 234H197V235H195ZM12 235H13V236H12ZM15 235H17V236L15 237ZM18 235H19V236H18ZM31 235H32V236H31ZM33 235H34V236H33ZM70 235H71V237H70ZM75 235H76V236H75ZM122 235H123V236H122ZM124 235H125V237H124ZM149 235H150V236H149ZM160 235H159V236H160ZM166 235H167V234H166ZM166 235H164L163 237H165ZM168 235H169V234H168ZM168 235H167L165 238H168ZM170 235H172V234H170ZM175 235H177V237H176ZM214 235H213V236H214ZM231 235H232V237H231ZM237 235H238V237H237ZM57 236H58V237H57ZM67 236H68V237H67ZM74 236H75V237H74ZM79 236H80V235H79ZM91 236H92V237H91ZM102 236H101V237H102ZM115 236H116V235H115ZM137 236H139L140 238L137 237ZM199 236H201V235H198V236L196 237L197 239L195 238V239H196V243H198V245L200 244V243L198 242V237H199ZM202 236H203V234H202ZM202 236H201V237H202ZM205 236H207V235L205 234ZM205 236H203V237H205ZM208 236H210V235H208ZM208 236H207L206 240L208 239ZM213 236H212V237H213ZM255 236H256V235H255ZM255 236H254V237H255ZM11 237H12L13 239H12ZM34 237H36L38 241L35 240V242H34V241H33V240H34ZM38 237H39V236H38ZM59 237H60V238H59ZM69 237H70V238H69ZM122 237H123V238H122ZM172 237H173V236H172ZM172 237H171V238L169 237L168 239L171 240V239H173ZM187 237H188V236H187ZM189 237H188V239L185 238L184 243H187V241H190V242H191V244H190L191 246H193L192 243H193V244H196L195 242H192V241H191V240H193V241H195V240H194V239H189ZM201 237H199V238H201ZM203 237H202V238H203ZM210 237H211V236H210ZM212 237H211V239H212ZM217 237H218V236H217ZM217 237H216V238H217ZM219 237H218V239H219ZM32 238H33V239H32ZM36 238H35V239H36ZM65 238H66V239H65ZM67 238H69V239H67ZM73 238H74V239H73ZM78 238H79V239H78ZM159 238H161V237H159ZM165 238H163V239L166 240L165 242L167 243V241H169V240H168V239H165ZM175 238H174L172 241H173L175 244L179 243V246H180V244H181V242H183V240H181V239L179 238V240H178V242H177V239L175 240ZM202 238H201V239H202ZM214 238H215V237H214ZM31 239H32V240H31ZM62 239H64V240H62ZM75 239H76V240H75ZM77 239H78V240H77ZM104 239H105V238H104ZM126 239H127V238H126ZM126 239H124V240H126ZM163 239H162V240L160 239V243H162L161 241H163ZM201 239H199V241H200ZM251 239H253V237H251L249 240L251 241ZM59 240H60V241H59ZM71 240H72V241H71ZM145 240H146V239H145ZM151 240H150V241H145V244H146V242H149L148 244H150ZM180 240H181V241H180ZM186 240H187V241H186ZM203 240H204V239H203ZM215 240H216V241H215ZM235 240H236V243L234 242ZM49 241H50V240H49ZM57 241H59V242H57ZM103 241H104V240H103ZM131 241H129V242L131 243ZM140 241L138 240L137 242H140ZM142 241H141V242H142ZM175 241H176V242H175ZM179 241H180V242H179ZM204 241H205V240H204ZM210 241H211V240H210ZM210 241H208L207 244H208ZM231 241H233V243H232ZM247 241H248V239H247ZM29 242H30V243H31V242H34V244L38 245V246L35 245L36 249H37V247H38L39 249H38V250H36V249L33 250L34 247H32V246H34V244H33V243L30 244ZM36 242H37V243H36ZM56 242H57V243H56ZM133 242H134V241H133ZM153 242L156 243L157 241L154 240ZM165 242H163L162 245L160 244L161 246H160L159 244H158V245L162 248V247H164L165 245L167 246V244H169L171 241H169V243H167V244H166ZM173 242L171 243V246H172V244L174 245ZM190 242H189V243H190ZM201 242H202V241H201ZM213 242H212V243H213ZM229 242H230V243H229ZM27 243H28V245H29V244L31 245V248H32L31 250H26V248H27V247H26V246H27ZM74 243L72 242L71 247L73 246ZM157 243H159V242H157ZM184 243H182L183 246H181V248H184L185 246L187 247V246L189 245V244H188V245H185ZM205 243H206V242H205ZM205 243H204V244H205ZM219 243H217V245H220ZM226 243H225V245H226ZM67 244H68V245H67ZM76 244H77V243H76ZM145 244H144V245H145ZM148 244H146L145 246H147ZM152 244H154V243H152ZM152 244H150V245H151L152 247L154 246V248H151L149 245H148V246H149L150 248H149L148 246H147V248L145 247V250L148 251V254H147L148 256L145 254V252H144L145 250L142 251V252H144L145 256H144V259H141V258L143 257L142 255H144V254H141V255H140L141 258H138L139 260L141 259V261H139V262H138V259H137L136 257H140V256H135V255L137 254V253H136V249L139 248V246H140L141 248L144 249V245L138 243V245H139V246H138L137 243H135V244H134L135 246H133V244H132V246H133V247H136V246H137L136 249H134L132 246L127 247V248L132 247V248H130L131 251H130V250L128 251V252H131V254H132V251H135L136 254H132V255L135 256V257H133V258L137 259V260L134 259V260H135V263H136V261H137L136 264H139V263L146 264V263H148V262L151 263V262L155 259L154 257H152L153 254L156 255V258L158 257V256H157L158 253H156L157 251H154V250H157V248H159V250H158V251H159V256H160L159 258H161V255H160L161 252L164 253V251L166 250L167 253H168V255H166L165 253L162 254L163 256H166V257H167V258L164 257V258H165V259H164L163 256H162V258H163L165 261H164V260H160L159 258L157 259V260L163 262V263L160 262V263H158V264H164V262H165V264H167L168 260H167V262H166V259H168V257L170 256V254H171L170 252L173 251V250H171L172 248L170 247V244H169V246H167L168 248L170 247L169 250L165 249L164 251H161V248H160L158 245H157L158 247L156 248V246H155V245H152ZM204 244H202V245H204ZM207 244H205V246H202V247H200L201 244L199 245V247H197V244H196V246H194V247H196L195 249H194V247H191V248L194 249V250H193L194 252L199 248L200 251H199V249H198L197 253H198V252H201V251L203 252V250H204V252H205V251L207 252L206 249H208V248L211 247V246H209V245H211V244H209V245H207ZM223 244H224V243H222V246H224ZM236 244H237V246H236ZM30 245H29V246H30ZM40 245H41V246H40ZM61 245H63V244H61ZM66 245H67V246H66ZM74 245H75V244H74ZM141 245H143V246H141ZM184 245H185V246H184ZM190 245H189L187 248H189ZM24 246H25L26 248H25ZM29 246H28V247H29ZM102 246H104V247H103L104 249H102ZM102 246L100 245V247H101L100 250H104L105 252H107V251L105 250V249H107V248H108V250L114 248V247H113V248H112V247H105V246H106L105 244H104V245L102 244ZM176 246H177V245H176ZM207 246H208V248H206ZM213 246H214V248H215V245H213ZM222 246H218V247H219L218 249H220V247H222ZM71 247H70V248H71ZM100 247H99V248H100ZM173 247H174V246H173ZM203 247H205V248L203 249ZM216 247H217V246H216ZM225 247H227V246H225ZM225 247H224V248H225ZM228 247L230 248V246H228ZM55 248H56V247H55ZM55 248H54V249H55ZM72 248H73V247H72ZM115 248H116V250H114V251H117V247H115ZM115 248H114V249H115ZM127 248H126V249H127ZM141 248H140V249H141ZM148 248H149V249H148ZM155 248H156V249H155ZM165 248H166V247H165ZM174 248H175V247H174ZM187 248H186V249H187ZM214 248H213V250H214ZM222 248H223V247H222ZM222 248H221V250H222ZM29 249H30V248H29ZM132 249H134V250H132ZM140 249H139V250L137 249L138 252L140 251ZM147 249H148V250H147ZM151 249H152L153 251H152ZM162 249H164V248H162ZM177 249H180V248H177ZM189 249H190V248H189ZM189 249H187V252H188V255L191 256L192 254H191V252L189 251ZM216 249H217V248H215V251H216ZM231 249H232V248H231ZM234 249H232V250L234 251ZM237 249H238V247H237ZM23 250H24L25 252H24ZM35 250H36V251H39L41 254H40L39 252H38V254H37V252H35ZM40 250H41V251H40ZM141 250H142V249H141ZM150 250H151V251H150ZM170 250H171V251H170ZM182 250H183V249H182ZM182 250H180V251H181L180 253H179V250H177V251H178V254H171V255H173V256L175 255L174 257L177 258L179 254L181 255V253H184V252H182ZM211 250H212V248H210V252L213 253ZM223 250H224V249H223ZM225 250H228V248L225 249ZM225 250H224V251H225ZM27 251H28L29 253H30V252H32V253L34 252L35 254L30 253V255H28V252H27ZM149 251L153 253V254L151 253V254H152L151 257H150V255H149V253H150ZM160 251H161V252H160ZM169 251H170V252H169ZM175 251H176V250H175ZM183 251H185V249H184ZM191 251H192V250H191ZM193 251H192V252H193ZM215 251H214V255H213V254H210V255H212L214 258L211 257V256H209V255H206L205 253H204V255H205L206 257L202 255L203 253H200V255H198L196 252H195V253L193 252V254H195L196 259H198V260H196V259L193 257V255L191 256V258L195 259V260L197 261V263H196V261L193 262V261H192L193 259L191 260V258H189L188 255H187V258H188V259L185 258L187 261H186L184 264H188V263H189V264H198V263L202 260V259H199L198 257H200V258H205V259L208 258V260L206 259L207 262H205V261H203V262H204L205 264H209V263H210V260H211V262L213 263V261L215 260L216 257H217L216 259H218V256H219L220 258H223L224 256H226V255H222V251L220 252V250H218V251H219V253H221L220 255H221L222 257H221L220 255L217 256V252H218V251H217L216 253H215ZM228 251H229V250H228ZM233 251L230 250L229 252H233ZM18 252H19V253L21 252L20 254H21L22 256H21ZM22 252H23V253H22ZM26 252H27V253H26ZM140 252H141V251H140ZM140 252H139V253H140ZM154 252H155L156 254H155ZM173 252H174V251H173ZM185 252H186V251H185ZM189 252H190L191 255L189 254ZM210 252H209V253H210ZM225 252H226V251H225ZM229 252L227 253V255L229 254ZM133 253H134V252H133ZM146 253H147V252H146ZM174 253H177V252H174ZM26 254H27V255H26ZM39 254H40V255H39ZM125 254H126V255H125ZM131 254H130V257H132ZM185 254H187V253H184L182 257H184ZM196 254H197V255H196ZM207 254H208V252H207ZM215 254H216V255H215ZM225 254H226V253H225ZM18 255H20V256H18ZM31 255H32V256H31ZM117 255H118V254L116 253L115 258H114V259H111V260L109 259V262H107V263H108V264H113V263L116 261V260H115L116 257H118ZM121 255H122V254H121ZM123 255H125V256H124V257H118V259L120 260L121 258H126L127 255H128V253H123ZM201 255H202V256H201ZM28 256H29V257L31 256V257H33V258L35 257L37 261L35 260V258L32 259L31 257L29 258ZM119 256H120V254H119ZM173 256H172V257H173ZM147 257H150L151 260H150V258L147 259ZM179 257H180L181 260H182V259L184 260V258H181V256H179ZM179 257H178V258H179ZM209 257H211V258H213V259H211V258H209ZM21 258H20V259H21ZM133 258H132L131 260H133ZM178 258H177V259H178ZM228 258H229V256H228ZM42 259H43V258H42ZM118 259H117V262H115L114 264H117V263H118V264H132V263L135 264V263L132 262V261H131V262H130V261L128 262L127 259H124V261H123V259H121L122 262H121V260L119 261ZM128 259L130 260L129 257H128ZM169 259H171V256H170ZM173 259H174V258H173ZM177 259H176V260H177ZM180 259H179V260H180ZM224 259H225V258H224ZM113 260H114V261H113ZM126 260H127V261H126ZM145 260H146V261H145ZM157 260H156V261H157ZM171 260H172V259H171ZM171 260H170V261H171ZM176 260L174 259L173 261H176ZM179 260H177L176 264H177V263L179 264V262H178ZM189 260H191V262H190ZM199 260H200V261H199ZM212 260H213V261H212ZM218 260H220V259H218ZM30 261H31V262H30ZM144 261H145V262H144ZM147 261H148V262H147ZM156 261H154L155 263L152 262V264H157ZM159 261H157V262H159ZM170 261H169V262H170ZM173 261H172V263H173ZM188 261H189V262H188ZM223 261H224V260L222 259V262H223ZM225 261H226V259H225ZM225 261H224V262H225ZM111 262H112V263H111ZM123 262H124V263H123ZM126 262H127V263H126ZM181 262H184V261H181ZM181 262H180V264H182ZM216 262L219 264L221 261L218 262V261L216 260L213 264H215ZM222 262H221L220 264H222ZM226 262H227V261H226ZM226 262H225V263H226ZM263 262H264V261H263ZM150 263H148V264H150ZM172 263L170 262V264H172ZM204 263H201V264H204ZM212 263H211V264H212ZM217 263H216V264H217ZM225 263H223V264H225ZM49 264H50V263H49ZM199 264H200V263H199ZM227 264H229V263H227ZM263 264H264V263H263Z\"/></svg>",
    "mask_w": 264,
    "mask_h": 264
}]
</instances>
